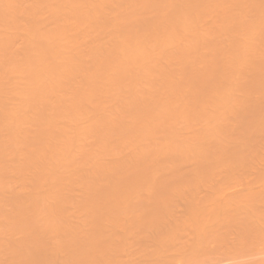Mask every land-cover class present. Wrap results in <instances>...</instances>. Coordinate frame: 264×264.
<instances>
[{
    "label": "bare ground",
    "instance_id": "bare-ground-1",
    "mask_svg": "<svg viewBox=\"0 0 264 264\" xmlns=\"http://www.w3.org/2000/svg\"><path fill=\"white\" fill-rule=\"evenodd\" d=\"M95 1H97V2L95 3ZM95 1H92V0H0V193H1V191L3 192L5 189H7V186L9 185L7 180H10V178L13 180V178H12L13 175L15 176L14 180H15L16 176H17L16 180H18L19 179L18 176H20V178H22L24 180V182H21V184H23V183L26 184L28 181L30 182V180L29 179L25 180L24 179L25 176H23V175L27 172V170H28V172L31 171V169H33V168L36 170V171L32 170L33 173H35V175H33V177L31 176L32 178L29 176L30 173L27 172L29 174L28 176L30 177V179H32V181H31L32 187L30 185V187H31L30 189H32V190H30V192L26 191V189L29 188L28 186H27L28 188H26V189L22 188L21 193L20 194L18 193L19 195L22 194V196H23V193H25V192H26V194L29 193L26 196L24 194L25 197L23 199L20 198L19 195L18 196L15 195V197H14V194L12 193V195L14 197V198L12 197L13 198V200H12L13 204H12V202L6 203L7 200L4 198L2 199L3 196L2 197L0 196V216H1L0 219L2 218V220H0L1 221L0 226L3 225L4 229L8 226L11 228L12 227L21 228L22 225L24 224V226H27V228L38 229V232H39V228H40V230L43 229L44 234H45V230H46L47 235H42V236H45V238H47L46 236H48V234H50L52 232L50 235L54 236L53 237L54 240H52L53 238H51V239L49 238V239L56 242V243L51 242V241L48 242V240H46V241L48 243L51 242L50 246H52V244L54 243L55 244L54 246H56V248L58 246L59 248L56 249L55 247L52 246L53 249L58 252V253L56 252L55 255L53 254V249H51L52 247H50L49 245H46V247H44L43 250L41 249L42 251H44L45 248H47L48 246L50 247L51 250L48 247V249L50 251L48 249H46V250H48L50 252V254L48 253L49 256L53 255L55 257L50 256V258H49L47 256L48 260L49 259L51 260L52 258L56 259V254L58 255V257H60L59 254L62 256V253H60V252H63L64 250H62V249H65V248L66 249L69 248V252H68V250H65V254L67 252H68V254L69 253L71 254V252H72V254L75 255V253L79 249H80V252L83 251L82 255H80L79 251L77 252L78 254H76L75 256L72 254L71 255L66 254L69 257H65L66 255H64V257L62 256L64 258V260L62 259V257H60L62 260L57 257V259H56L57 264H64V263L73 264L71 261H76L75 258L77 259L78 257H79V259L83 257V261L79 260L81 262V264H89V263L95 264L98 261H103V259H104V262L103 263L100 262V264H104L105 262H106L105 264H109L108 263L109 260L108 261L106 260V259L111 258V256L109 257V255H111L113 253L115 255H117L115 253L114 249L118 250V255H121V257L122 256L125 257V255H126V258L128 255L130 256L131 252L137 253V252H135L136 250L138 251L139 249H142L143 246L141 248H139L141 245L140 246H139V244L137 245V242L135 240L138 241L139 240L138 237H141L140 236L141 234H143L142 235L143 239L145 236H147V235H145L144 232H142L143 230L146 232L148 230H152V231L154 230L153 228H155V225L157 224V222H155V221L157 219H159L157 217H155L156 219H154V216L156 215V214H154V213H156L154 211V209L158 208V210H159L160 208L158 206L159 205L161 206V203L156 202V201L159 200L163 203V201H165V200L170 201L169 197L173 198V200H174L175 196L179 195V197H176L177 199H175V200L178 201V198H179L180 202H184L183 203L184 205L181 204L179 201L177 202L180 204V207L178 206L180 208V210L176 209V208H178L177 205H174V207H172V208L170 207L171 209H168L166 207L168 209L169 213L166 210V208H165V210H163L164 209L163 208L162 209L163 211L160 210V211L164 212L163 213L164 216H162L161 218H163V219H165L164 217L167 218V221H165L166 219L164 220V222H165L164 225H167L168 232H166V234L161 233V234H165L166 237H161L162 235L160 236L158 234H157L158 236H155V234H150L151 232L148 231V232H150V233H148L149 236H147L148 239H146V240L144 239L145 242L147 240L150 241L149 243H147V245H149L151 243V238L153 236H154L153 239H155L156 237H157V239L159 238L158 242H155V241H157V239L155 241L152 239V242H153L152 244L154 246L156 245L155 247L152 245L153 248H155V249H152V247L147 246L145 244V242L142 245H145L146 248L150 247L151 250H155V251H150V255H151L150 257L151 258L149 257L148 258L149 260H148L147 257L149 256V253H147V254H145V253H146V251H149L148 249H150V248L146 249L144 247V249L146 251L144 249L141 251H144L145 256L146 255L147 256H146V258H144L143 257L144 254L142 256V252L140 253V251H138L139 254L138 253L133 254V257L136 259V263L138 261H140V259H143L141 261H147L148 260L147 263L150 264L151 263L150 259L152 260L153 258H155V260L154 259L152 260V261H154V263H151V264H157V263L160 264L161 262L163 264L164 259L166 260V262H164V264H170V263L173 264V260L176 261L178 259L176 262H178L179 260L181 261L182 258L180 259L178 257L185 256L187 254L188 258L186 256H185L186 258L184 257L185 260L186 259L189 260V261L188 260L186 261L187 263L185 262L186 264H189V263H191V264H205L206 263L207 264V262H209V264H210V262H212V261H213L212 264H214V262L217 264L218 263L222 264L221 261L222 262L225 261V258L227 260L226 262H229L231 260V258L234 260V258L236 257L234 260V264H235V261H238V259H239L238 257H240V255H242L240 257L241 260L239 259L241 264H244V263L245 264H253V263L257 264L258 259H260V258H258L259 257L258 252H260V256H261L263 254L262 252L264 251V206H262V205H264V203H263L264 202V196L262 195V197H260V195H261L260 192H262V194H264V191H262V190H264V187H263L264 184L261 183V181L264 180V179H262L263 177H261L262 174L264 173V169H263L264 168L263 167L264 166V157H263L264 152L262 151V149L264 150V148H263L264 143L258 141V140H260V138L257 140L258 135L263 133V131H264V130H262V129H264V100L261 97L264 95V57L262 58V56H263L262 51L264 53V50H263V48H264V0H123L122 1L123 3L117 2L116 0H113V1L107 0L106 5L108 6V9L111 12H110V14H109V12L106 13V15L102 13V9L104 7L101 6L105 2L100 1L102 4L99 5L100 4V3L98 4L99 1L98 0H95ZM85 5H87V10L84 9L86 7ZM83 6H85V7L83 8ZM224 6H226V7H224ZM63 7L65 9H62ZM101 7H103V8H101ZM220 7L222 8L223 11L220 10L221 9ZM218 8H219V11L217 13ZM66 9H68V10H66ZM227 9H229V10H227ZM225 10L227 12L232 11V10H234L235 12H237V11L238 12L237 13H235V12L234 13L233 12L227 13V12H225ZM58 12L62 16H63L62 12H66L67 14L64 13L65 15L62 17L58 14ZM215 12L217 15L215 14ZM220 12L223 14L224 18L222 17ZM41 13H43L42 16H41ZM46 13L51 14V15H48ZM225 13H227L226 14L227 17L225 15ZM247 13H250V17ZM209 14L210 15L213 14L212 16H214V17L217 16V18L215 17L216 20L214 17L209 16ZM228 14H231V16L229 15V17H228ZM146 15H148L149 17L150 16H152V17L149 18ZM235 15H237V16H235ZM44 16H45V18L47 17L46 18V20L48 19L47 21L43 20V19H45ZM48 16L52 17V18L50 17L51 20L49 19ZM41 17H43V18H41ZM204 17H205V19L207 17L206 20L210 24L217 26L216 28H217L218 32L215 31V33H214V31H212V30H216L214 28V26H212V25H209V26H212L214 29H212V28L208 29V27H209L208 25H207V27H205L206 25L202 26ZM246 17L248 20H246ZM208 18L209 19L214 18V21L210 22L208 20ZM225 18H228V20H226ZM52 19H53V21H52ZM44 21H45L46 26L43 28L44 24H42V22L44 23ZM214 22L216 24H214ZM49 23L52 24V25L50 24L51 27L49 26ZM206 23L204 22V24H206ZM209 23H207V24H209ZM74 25L75 26H85L88 29V33L91 30L90 28H92L93 30H96L98 32V35H100V37H98V36L96 37V35L94 34L95 39L97 38L98 40L96 39L97 40L96 43L93 42L92 45H88V43H87V45H85L86 47L84 48L83 51H82V48H83L84 44L82 46V42L79 43V41H80L79 40L78 44H81V46H82V48H81L78 45V47L81 49L79 51V49L76 47L77 45H75L74 40H76V42H77V38L79 37V35L81 36V34H79L76 31L77 28L76 29L71 28L72 30H69V27L74 26ZM197 26H198V29H201V30H198ZM199 26H200V28H199ZM109 27H112V28H109ZM201 27H204V29ZM108 28H109V30H108ZM73 29H75L76 33L73 31ZM93 30H92V32H94ZM107 30L110 32L113 30L111 32L112 35H110V38H109L110 32H108ZM209 30H211L214 33V35H211V34H213V33H211V31L207 33V31H209ZM72 31L74 34L69 35L68 33H72ZM106 31L108 33V34H106V36L108 35V38H109L108 40H106L107 37L105 36ZM200 32H201V34H200ZM219 32H223L224 36H225V34L226 35L228 34L227 36L228 37L230 36L231 39L228 40L227 36H226V38H227L226 39V38H224L223 34H220L219 35V38L221 37L220 40L222 39V37L224 38V41L222 39V41H220L222 43L220 44L219 38L217 37ZM101 33L104 34V37L103 36L101 37ZM203 33H204V35L207 34L208 36L207 35L204 36ZM75 34H78V35H75ZM209 35H211V36H209ZM202 36L205 37V39ZM215 36H216V38H215ZM71 37H72V41L74 42L73 47L75 46L74 49H75L76 53L74 51H71L70 49L73 50V48H71V47L68 48L69 43L65 42V41H68V39H71ZM74 37H77V38H74ZM206 37L208 38V40ZM80 38H82V36ZM80 38H78V39H80ZM99 38H101V39L103 38L104 42L101 43V39H99ZM215 39H217V40H215ZM62 40H64V41H62ZM180 40H181V42H180ZM183 40H184V42H183ZM61 41L64 43H62ZM228 41L231 42V45L227 47L226 43H224V42H227L229 45L230 42H228ZM17 42L19 45L17 44ZM83 42H85L84 39H83ZM86 42H85V44H86ZM182 42L185 45L182 44ZM217 42H219V44H217ZM61 43H62V45H61ZM178 43L180 44V46L179 45L176 46ZM63 44H65V46H63ZM222 44L224 45V47L227 48V49L225 48L226 51L223 49L225 51V53H224L225 56H223V58L221 57L223 59L222 60L223 65H222V63L219 64V62H218V60H220V57L218 54V52H220V49H218V48H221V53H222V48H224ZM256 44H258L257 47H259V49H257ZM173 45H175L176 47ZM63 48H65L67 51L65 49L62 50ZM76 48H77V50H76ZM201 48H203V49H201ZM204 48H206L207 50L205 51ZM260 48H261V50H260ZM60 49L62 50L63 55L65 54L64 55L65 58L61 61H58L57 60L58 55L61 52ZM216 50L217 51L219 50V51L217 52ZM257 50L258 51L260 50V51L257 52ZM68 51H70V52H68ZM207 51H208V53L210 52L209 57H206V55H205L207 53ZM65 52H67V54ZM255 53H257L256 54L257 56L259 55L258 53H260L261 55H259L257 58H254V57H256V55H254ZM153 55H155L156 57H153ZM252 55H254V56L252 59H250V57ZM161 56L163 59H161ZM226 56L229 59L227 61V63L225 62ZM156 58H157V60H156ZM158 58H160V59H158ZM173 58L174 59L177 58L176 60L178 62L174 61ZM153 59H155V60H153ZM168 59H169V62L167 61ZM163 60L166 61L168 66H167V64H165V62ZM158 61H160L159 63L161 65L159 63H157ZM162 61H163L164 66L162 64ZM173 61H174V63L175 62L176 63L174 64ZM224 62L226 64V66H224L225 65ZM176 64H177V66H175ZM165 65H166V67H165ZM170 65L171 66L174 65L175 68H171ZM219 65L220 66L222 65L225 67V72H224V67L221 68ZM226 67H228L229 69L226 70L227 69ZM16 71H18V72H16ZM226 71H229V72H227V74H226ZM14 72H16V73H14ZM17 73H19L20 75ZM244 73L246 75H244ZM12 74H14V76ZM21 74L23 77H20ZM152 75L153 76L155 75L156 79H151V78H153ZM12 76H13V79L15 82H13V80L10 78ZM149 76H150L151 81L148 78ZM245 76H247V79H248L246 81L244 80ZM157 77H158V82H156ZM233 77H235V78H233ZM237 77H239L240 79L242 77V79L238 82L237 80H239V78H237ZM18 78H20L19 81H18ZM231 78L235 79L236 81L232 80ZM11 80H12V83H14V84L11 83ZM145 81H147L148 84ZM139 82H140V84H139ZM123 83H125V84H123ZM149 83H151V85ZM156 83L157 84L159 83V84H158V86H156V88H154V86L157 85ZM11 84H12V86H11ZM19 84H22L23 86L20 87L21 85H19ZM137 84L145 87V89H146L145 91H148L147 88H149L151 86L149 88V91H151V92L153 91V92L152 93L151 92H149V93L145 92L144 88H143V90H141L140 88H138L140 86H138ZM152 84L154 86H152ZM13 85H17L18 88H17V86H13ZM124 85H126V87H124ZM128 86H129V89H126V88H128ZM13 87L14 88L16 87V88L14 89ZM15 90H18V91H15ZM116 90H119V91L124 90L125 93H128L127 94L128 98L125 97L126 94L124 96L123 92H122L123 94L120 93V96L123 95L121 97L123 99L121 100V98H118V99H120V102L124 101V103H123V108H124L123 114L124 115L123 116H116L115 114H118V113H116V111H114L115 109L113 107L111 109H109L110 107L104 108L103 104L101 103L102 102L101 100L106 95H108V96L110 95L112 98L119 97V96H117V95H119V92ZM126 90H128V91H126ZM242 90H243V92L246 91L248 94L242 93L241 92ZM14 92H16V93H14ZM183 92L186 94H184ZM237 92H239V93L241 92L242 93L241 95L242 96L245 95V96L242 97V96H239V94L235 96V93L237 94ZM249 92L250 93L252 92L255 95H257L256 93H258L259 96L258 95L255 96L254 94H252V97L248 98V96L251 95ZM12 93H14L15 96H14V94L12 96ZM150 93L153 95H151ZM179 94H180V96H178ZM10 95L13 98L16 97V99L19 100V103H17V106L15 108H14L15 103H14V105L12 104L13 101H11ZM149 95H151V96H149ZM184 95L185 96L188 95L187 98H185ZM188 97L190 98V102H191L190 104H189V100H188L189 98ZM236 97L237 98L239 97V99H237ZM241 97H242V99H241L242 101L240 100ZM256 97L257 98L261 97V101H260V99H258V102H256L257 99L253 100V98L255 99ZM263 98H264V96H263ZM124 99L125 100L127 99V100L125 101ZM183 99H185V100H183ZM180 100H182L183 102L185 101V103H182V105H181L180 102H182V101H180ZM238 100H240V102H242V104H243V106H245L244 108L246 110L242 108L243 106H240L241 108L239 107V105H242V104ZM105 101L108 102L109 99L105 98ZM91 102L93 104L95 103L94 106H93V104L91 105V110H90L91 115L94 116V122L92 125H91V123H88L89 124L88 125L87 121L85 122V117H87V115H85L84 113H86V111H87L86 104H89ZM236 102H238V103H236ZM9 103H11V105H13L11 107L12 109L8 106V105H10ZM176 103L179 104L180 106H178ZM234 103H235V105H234ZM229 104H231V106ZM206 105L207 106L209 105L210 107H213V108H210L208 106V109H207ZM232 105H234V106L238 105V106H236V108H235ZM177 106L180 108L182 107V108L181 109H179V108L175 109ZM189 106H191V107H189ZM214 106L217 109H219L218 110L219 112L215 111L216 108ZM219 106H223V107L226 106L225 107L226 109H224V110H229V115H228L227 111H225V112L223 111V113L225 114L224 115L225 118L223 117V119H222V115H223L222 111L220 113V110H222L223 107H219ZM94 107H95V109H94ZM172 107H174V108H172ZM103 108L107 109V111H108V112H106V110H105V113H106L105 115H104V110H103V113H100L102 111L101 109H103ZM230 108H232V109H230ZM234 108L236 109L235 113H234V110H235ZM239 108H240V110H239ZM247 108H248V110H247ZM162 109H165V110L163 111ZM171 109H173L176 112L172 111ZM210 109L212 110V112L215 111L217 114H222V115H220L221 119L219 118L220 116L219 115L217 116V114L215 112H213L214 113L213 114L211 111H209L211 113L210 114L208 112V110H210ZM98 111H99V114L97 116L99 118H97V116L94 115L95 114L94 112H96V114H97ZM110 111H112V112H110ZM161 111H163V112L160 113ZM206 111H207V113H206ZM230 112H231V114H230ZM232 112L235 115H236V112H238L237 115L239 114V120H238V121H240L239 124H238V121H235V120H237V118L234 119L235 117H238V116H234L233 120H231L233 117V116H231ZM188 113H189V115H188ZM208 113L210 116L211 115L212 116L209 118L206 117L207 121H205L204 117L207 116ZM174 114L175 115L178 114L176 116L177 118L175 117ZM192 114H193V117H190ZM226 114L228 115V117L231 118L229 121H228V119H226L227 118ZM161 115H162V117L165 118L164 121L165 120H167V121H165V122L162 121L163 118L159 117ZM168 115H171V116H169V121H168V117H167ZM179 117L181 120L183 118V120L181 121L179 119ZM184 117H186V118H184ZM73 118H75V119H73ZM156 118H157V120L161 119L160 120L161 122L158 121V123H157V121H154ZM175 118L178 119L179 122H178V120L175 121ZM187 118H188V120H187ZM192 118H197L199 120L201 118L202 119L198 122L197 119L194 120ZM64 119H70L71 120L70 122H72L73 124L75 123V124L71 125L72 123H69V120L67 121ZM218 119L221 120V122H218L219 121ZM77 120H79V121H77ZM80 120H83L82 122L84 123V125L78 126V124L80 123ZM170 120L172 121V123H171V126L173 125L172 128L170 125L168 126V124L171 122ZM209 120H211V121H209ZM223 120H225V122ZM56 121L58 122V124L61 121H62V123L57 125ZM66 121L68 122V124L73 126L75 129L72 130L73 127H71L68 124L66 125V123H67ZM183 121L185 123L182 124ZM193 121H195L196 124L198 122V124L200 126H204V124H206V122H207V125H205L206 127L209 125L208 123L210 122L209 126H212L211 128H213V129L209 128V126L207 127L208 130L205 126H204V128L200 127V126L196 127V124H193L194 123ZM201 121H203V122H201ZM216 121L218 123V127H216V125H215ZM230 121L233 123H229ZM27 122H31L28 124L33 125L32 127H35L34 125H36V127L38 126L37 128H35V130H37V129L38 130L37 131L34 130V133H32L33 132L32 129L30 130V131H32L31 133L33 135L30 134L28 132V130H21L23 128V126L25 124H27ZM77 122H79V123H77ZM167 122H169V123H167ZM200 122L202 125L200 124ZM211 122L215 126L213 124L211 125ZM63 123L65 124L63 127H66V128L62 127L61 124H63ZM159 123L161 124V126H159L160 125ZM174 123H176V124H174ZM225 123H226V127L223 126V124L225 125ZM21 124H23V126ZM51 124H52V127L54 124L55 128H57V127H59V128L50 129ZM85 124H86V126H85ZM177 124H178V126H177ZM179 124H181L182 126H180ZM188 124H189V126H188ZM227 124H232V125L237 124L236 126H234L236 129L234 128L235 130L233 129V131H232L231 129H229L232 126L227 127ZM55 125H57V126H55ZM174 125H176V126H174ZM183 125L185 128L183 127ZM69 126L71 127V129ZM158 126H159V128H156ZM179 126H180V128H179ZM190 126H192V127L190 128ZM221 126H222V128H221ZM79 127H82V128L80 129ZM160 127H162V128H160ZM163 127L165 130H167V131H162L164 133L165 132L167 133L169 130L172 131V129L174 130L175 133H173V131L170 132V133H172V137H171L170 133H168V134L165 133V135H164L165 137H163L164 133L163 134H162V132L160 134L158 133L161 131V129H163ZM168 127H170L169 130L167 129ZM174 127H175V129H174ZM85 128H86V130H85ZM153 128H155V130L160 129V131L155 132V130ZM181 128H182V130H181ZM192 128L193 129L195 128V129L193 130ZM197 128L199 130L198 131L199 134L197 133ZM237 128H239V130ZM67 129H69V130H67ZM202 129H203V133H201ZM52 130H54V131L57 130V131L53 133V132H51ZM75 130H80V131H75ZM178 130H181V131L179 132ZM190 130H192L191 133H190ZM227 130H228V132L226 133L225 131H227ZM237 130L239 131V133ZM82 131H84V132H82ZM231 131L233 133H234V131L237 132V134L236 133H234V134H236V136L240 139V141L235 136L236 139H234V142L231 143L232 139H230V143L232 145L229 144V145H231V147H228L229 146L227 144V141L229 142L228 138L226 137L227 138V140H226L225 137H222V136H224V132H225L226 136L229 135L228 137H231L230 135L233 136L234 134ZM154 132L158 133L160 136L162 135L161 138H160V136L156 135L159 137V138L158 137H156V138H158L160 140V141H158V143L159 142L164 143V147H163V144L161 145L160 143L159 144L161 145V147L158 143H157V146H158L157 148L154 147V148L149 149L148 147L147 148L145 147V145L147 144L146 146H148L149 145L148 142L150 143V141H152V140L157 142L158 139L157 140L153 139V138H155V135H153ZM187 132H188L189 136L185 135V134H187ZM193 132H194V134H193ZM82 133H83V135H85L86 138L82 135ZM114 133L115 134L117 133V135H115V136H118V138H116L113 135ZM151 133L153 136L149 135ZM181 133H184L183 136L181 135ZM219 133H223V135L219 136L218 135ZM68 134H71V135H68ZM75 134L81 135V136H79L80 138L77 136V138H78L77 139L75 137ZM147 134L150 136V138ZM169 134H170V137H169ZM173 134H175V136H177V137L174 136L175 137L174 140H172ZM192 134L195 136H192ZM263 134H261V135H263ZM86 135L87 136L89 135L88 136L89 139H87L88 137ZM146 135H147V137H145ZM197 135H200L201 137H199V136L196 137ZM261 135H259V136L263 137ZM63 136H64V138H63ZM72 136L75 137L76 140H74L75 138H73ZM137 136L142 137V138L141 137L137 138L142 143L146 142L144 147L147 149V151L145 148L141 149L140 146L137 147V146L132 145V147H131V145H130L131 143H129V142L133 138H136ZM151 136H152V138H151ZM215 136L216 137L218 136V137L215 138ZM81 137L84 139L82 140ZM90 137H93V138H91V139H93L92 141H94L96 138H98V140H99V141H95V143H94L95 146H93V144H91L93 146V147H91L93 149L92 152L90 150L91 148L88 149L90 144L89 143H88V145L86 144L88 142V140L91 143ZM187 137H189V138H187ZM213 137H214V139H213ZM220 137H222V140ZM68 138L69 139L71 138L72 141H71V139L69 140ZM114 138H116V141H115L116 144L113 142ZM147 138L149 139V141H147L148 140ZM177 138H178V141H177ZM180 138H182V139H180ZM198 138H200L201 140L200 139L198 140ZM232 138H234V137H232ZM58 139H60V140H58ZM63 139H65V140H63ZM110 139H112V140L110 141ZM143 139L146 141H144ZM161 139L163 140V142H161ZM183 139H184V141L185 140L187 141L188 139H190V143H192V141H193L192 139H195V140L197 139L196 141L194 140L195 142L193 141V144H192L193 146L196 145L195 143H197V145L202 146V143H203L204 145L206 144L205 145L206 147L202 146V148H201V146L196 145L197 147L195 146V147H193L195 149H193L192 145H190V146L188 145L189 140L184 143V141H182ZM251 139H253L255 142L258 141L257 142L258 148H259L260 144L262 143L261 144L262 145L261 151L263 153L261 151H258V150L256 151V149H258L256 147V143L253 144L254 142L252 143ZM57 140L59 142H62V143H59ZM73 140H74V142L75 141L76 142L74 143ZM84 140H86V142H84ZM127 140H128L129 145L126 143H123L125 141L127 142ZM166 140L167 141L170 140L168 143L169 146L166 145L167 144ZM235 140L237 143H240V144H236ZM248 140H251V141H248ZM104 141L107 142V144H105ZM156 142H151V143H156ZM172 142H174V143L180 142V144L175 143V144H177V146H176L174 143L172 145L171 144ZM246 142H248V143L250 142L251 146H250V144H248ZM98 143L100 144V146ZM121 143H123V144H121ZM242 143L244 144V146H242ZM70 144L73 148H70L71 147V146H69ZM73 144H74V146H73ZM76 144L77 145L79 144V146L81 147V149L83 151L82 154L87 152V149L91 152V154H90V152L85 153L84 157H86V158H84L83 155L80 154L81 153V149L79 150L80 147H78ZM84 144H86V146ZM111 144H115L114 145L115 147H116V145H118V147L120 146L119 147L120 149L123 145H126V147L129 146V147H128V150H125L126 152H124V153L120 152L121 153L120 154L119 153L120 149L116 150V148H118V147L113 148V145H112V147H109L110 151H115L112 153V152L108 151L109 149H107V146L108 145L110 146ZM170 144H171V146H170ZM185 144L188 146H186ZM96 145H98L97 148L99 147L101 149V150L100 149L97 150L98 153L96 151V149H97ZM207 145L209 146V151H211V152H209L211 154V156H212V154L214 156L216 154H220V155H222L223 158H225L223 160H225L227 162H225V161H221V162L217 161L219 163L215 162V160L217 159L216 156H218V158H219L218 160H222V157L220 158V155H216L215 157L213 156V158H216V159H213L210 155H208L210 158L206 156L209 153H207L205 151L203 153H201L203 151V147L205 148L204 150H206V148L208 147ZM218 145H220V146H218ZM67 146H68V148H70L69 150H65V148L68 149ZM83 146H85L86 148ZM165 146H166V148H165ZM225 146L227 148L221 149V147H225ZM253 146L256 148H253ZM134 147H136L137 150H134L135 149ZM187 147L190 150L192 149L193 152H191V153L188 152L190 150ZM130 148H131V151L129 150ZM162 148H163V150H162ZM210 148H211V150H210ZM94 149L96 152L94 151ZM102 149H103V151H102ZM123 149L124 148L121 149L122 152H123ZM138 149L143 151V152H141V151L138 152L141 155L140 154L138 155L137 152L134 154V152L138 151ZM170 149H172L173 151ZM197 149L199 151H200V149H202V150L199 153V151H197ZM223 149H226V150L223 151ZM76 150H77V152H76ZM160 150L163 152H161ZM164 150H166V152ZM66 151H68V154ZM69 151L74 152V153H70ZM100 151L106 153V155L109 154L110 156H112L113 154L119 153L118 156L121 159L120 158L117 159V157L115 155L112 157L108 156L109 158L114 157V160L112 162V160L110 161L109 158L104 154V156H106V159H104V160H106V162H107V159H108V162L109 161L112 162L113 165H111L112 163H110V165H111L110 166L109 164L106 163L107 165L104 164V166H103L99 162V160H98L99 158L96 159L97 157H100L99 155L103 156V154H99V153H102ZM194 151L199 153L200 155H202L203 158H201L202 159V162L200 161L201 163L199 162V159L201 156L199 154L197 155V153H195L196 155L192 154V153H194ZM206 151H208V149ZM128 152L132 153V154L129 155ZM167 152L169 153V155ZM171 152H172V154H171ZM255 152L257 153V155L255 154ZM260 152H261V154H263L262 156L261 155L259 156ZM75 153L77 156L81 155L82 159L79 156H78L79 158H77ZM125 153H128V154L125 156ZM66 154L69 156H67ZM71 154H72V156H70ZM94 154H95V157L93 156ZM122 155H124V156H122ZM156 155H157V157H155ZM170 155H172L171 157L173 159L169 157ZM191 155H192V158H191ZM193 155H194V159L197 156L198 157L200 156L199 159L197 157V162H198V164L200 163V165L196 164V162L193 161L194 160ZM251 155L253 156V158ZM91 156H93L92 158L95 160L91 159L90 158ZM102 156H101V158H103ZM161 156L166 158L167 161H166V159L162 158ZM254 156H256V159L254 158ZM123 157H124V159H123ZM127 157H129V158H127ZM249 157L252 158L251 161H250ZM64 158H66V159L63 160ZM156 158L161 159L160 161L158 160L160 162L158 165H157L158 161H156L157 160ZM205 158L206 159L208 158L211 160L213 159V161L210 160L212 165H210L211 163L209 162V160H207L209 162V164H208V162L204 161ZM259 158L261 160H263V161H261L263 163H260ZM78 159H79V161H78ZM80 159H81V161L82 160L84 161V162L82 161L83 164L80 161ZM189 159H191L190 162L191 161L194 162L193 167L190 168V170L193 168L198 169V167H195L194 164H196V166L197 165L200 166L201 168H202L201 165L203 163L207 164V165L204 164V169L203 168L201 169L199 167V169H201L198 171L200 175L198 173L197 174L192 173V172L196 171L197 169L193 170L192 172L188 171L189 174L191 172L192 175L191 174L188 175V172L186 171L187 174H185L184 177H186V175H187L189 178H183L182 175L180 174V177H182V181L183 182L188 181L190 183L189 185H187L188 184L187 182L185 184L184 183H182V184L178 183L180 180L176 179V177L173 180L174 184L178 180L177 186H178V184L183 186V187H181L179 185L178 188L176 186V188L179 191L175 188L174 185L173 186L168 185L170 187H168L166 185V187L168 188V191H167V188L164 187L165 185L162 181L161 182L163 183L164 186L162 184H161L162 186L160 184H158V185H155V183L152 184L153 186L155 185L157 188L160 185V187H163L162 188L163 191L165 188L167 192H169L171 190V188L173 189L172 191H170V194L167 192L165 193L167 195L169 194V196L166 197V199L163 201L160 200L162 198H165V197L161 196L162 193L160 195L162 198L161 197H159L160 199L157 198L158 197L157 193L161 192V189L160 190L155 189L156 188L155 186H154L155 188L151 187V186L149 188H147L149 186V184L147 186L146 182L149 183V180H150L149 176H151V180L153 179L152 181L157 180L158 183H161V182H159L160 181L159 173L163 170H167V169H171V168L174 169L175 168L174 163H175V165L178 164V167L176 166L177 168L174 171H176L177 177L179 178L178 172L180 170L178 168L182 167L184 160L185 161L187 160V162L189 163ZM257 159L259 161H257ZM62 160H63V162L66 163V165H67L66 169L68 171L67 170L64 171L65 170L64 167L59 165V163ZM69 160H71L70 161L71 163H74L73 160H75L76 165H78L81 162L80 164H82V165L79 164L78 166L75 167L74 166L75 163L71 164L70 162H68ZM88 160H89V162H88ZM104 160H102V161L105 162ZM118 160H120V161H118ZM162 160H164V163ZM171 160L174 161V162H172L173 164L171 162H169ZM253 160L256 162H254ZM90 161H94V163L90 162ZM96 161H98V163H100V164H98V165H97V163L95 164ZM100 161H101V159H100ZM161 161H162V163H161ZM67 162H68V164H67ZM114 162H115V164H114ZM187 162H184V163H186V165H187ZM213 162H215L216 166H218V164H220L219 166L221 169L224 167L225 168L227 167L226 168L227 171L225 168L224 169H225L226 174H227L226 176H229V177L228 178L226 176L224 177L225 174L222 175V173H221V175L224 178L223 177L221 178V175H219V177L222 179L223 183L220 181L221 179L219 178L220 179V180H218L219 183H217L218 181L215 182V183L219 184L218 186H216L217 188L214 187L215 185L212 187L210 186V188L213 190V192H212V190L209 188V185H204L205 182H207L205 180H208V178H211L212 177L211 174L214 173L217 170V168L221 172H223V170H224V169H222V170L219 169V167L216 168V166L214 165ZM222 162H224V163H222ZM232 162L234 164H232ZM88 163H89V166H88ZM221 163H222V166H224V164L226 166L221 167ZM257 163L260 164L259 165L260 167L263 164V166H262L263 168L261 167L263 169V170H261V173H260L261 168L258 166ZM155 164L157 165V167L161 166L160 168H158L160 170H161V168H163V165H164V168L161 171L157 170ZM167 164L173 165V166L172 167L166 166ZM68 165H69V167H68ZM70 165H72V166H70ZM108 165H109V167H108ZM179 165H181V166L179 167ZM184 165H183V167L186 168V166H184ZM189 165H190V163H189ZM205 165H206V169H205ZM209 165L211 167H209ZM213 165H214V167H213ZM250 165H253L252 168ZM57 166H60V168L58 167L59 169L58 168L55 169V167H57ZM84 166H85V168H84ZM153 166H155L154 170H152ZM233 166H234V169H233ZM238 166H241V167H238ZM78 167H79V169H78ZM212 167L215 170L212 169L210 172V169ZM230 167H232L231 170H230ZM13 168H14V170H13L14 172L16 169V175H15V173L13 175L11 173L12 177H8V179H7V177H6L7 170H10V169L12 170ZM69 168H70V170H69ZM75 168H77L78 170ZM81 168L84 170L86 169L85 171L83 170L85 173L82 172ZM155 168L157 170L156 172H155ZM165 168H167V169H165ZM207 168H208V170H207ZM60 169L62 171H60ZM129 169L131 171H129ZM187 169L188 168L184 169V171ZM235 169H239V171H237V172L238 173L240 172V174H241L240 179L243 178L244 179V180L242 179L243 181L238 178L240 180V182H239L237 177L240 174H236ZM242 169L246 170L245 172H247V169H248L249 170L248 172L250 174H252V172H253V174L251 176L256 175L255 173L259 172L260 174H258V175L261 178V180H259L260 178H258V175H256L257 179H255L256 177H251L249 181L251 182V179L253 181V178H254L255 182H253V183L260 182V184H263V186H261L262 188L260 187V189H259L257 187V186H260L259 183L258 184L256 183L255 184L256 186H254V184L252 182L249 183L247 181L249 179V177L246 178L247 179L246 181L248 183H245L246 181H245L244 177H247L248 175H246V173H244V172L241 173L240 170H242ZM56 170H59V171H56ZM88 170H89V172H88ZM124 170H126V173H129V172H131V173L129 175L125 176L126 173H124ZM202 170H204V171L206 170L207 172H210V173H207V174H209L208 177L203 176V174L206 175L205 174L206 171L204 172ZM218 170H217V172H219ZM228 170H229V173H228ZM254 170H257V172H254ZM72 171L74 172V174ZM127 171H129V172H127ZM152 171H153V174H152ZM170 171H169V173L171 174L172 171L171 172ZM174 171H173V173H174ZM200 171L203 172V174L200 173ZM231 171L234 172V173L232 172V176L230 174ZM10 172H12V171H10ZM57 172H61L62 175H60L61 173H57ZM66 172H67V175H66ZM121 172H123L125 174L124 175L122 173L125 177L122 176ZM147 172H150L151 174H149ZM165 172L168 173V170ZM157 173H158V175H157ZM167 173H163V174L167 175ZM173 173L171 174L172 177L175 176V175H173ZM243 173L245 175H243ZM9 174L7 173V176ZM63 174H65V175H63ZM146 174L147 175L149 174L148 179L146 178ZM182 174H183V172H182ZM214 174H212V175L215 177L218 175V173H216L215 175ZM196 175L201 176L200 178H202V179L199 180V178H198L199 176H196ZM242 175L244 177H242ZM156 176H158V178H156ZM160 176H162V174H160ZM171 176H170V178L173 179ZM190 176L191 177L194 176L193 180ZM230 176H231V178L233 177V179H230ZM78 177H79V179H78ZM153 177L155 178V180ZM195 177L197 179H195ZM203 177H205L206 179H204ZM234 178H235V180H234ZM158 179H159V181H158ZM194 179H195V181L197 180L196 181L197 183H198V181H199V183L201 182L200 185L202 188L200 187L199 183L197 184L194 181ZM215 179L217 180V178H215ZM223 179H225V181ZM227 179L228 180L230 179V181H226ZM12 180H10L11 183L14 182V180L13 181ZM162 180H163V178H162ZM25 181H27V182H25ZM173 181H171V182L173 183ZM192 181H193V183H191ZM235 181H238L239 183L237 184V182H235ZM17 182L20 183L19 180ZM229 182L232 184L233 187L230 186ZM11 183L9 186H12ZM74 183L77 184L78 187L80 186L78 184L83 183L82 185L84 187H82L83 189L82 188L81 189L83 192L84 188H85V191H86L85 198H83L82 192H81L82 197L79 196V198H81L80 200L78 198L77 199L75 198L76 195H72L74 193V190H75V184ZM100 183H103V184H100ZM166 183H169V182H166ZM227 183H228V186H227ZM15 184L18 185L17 183H15ZM21 184H20V186H23ZM43 184L46 186V188L42 187L41 189H44L45 191L39 189L41 186H43ZM140 184H142V185L144 184L143 186L141 185L142 188L140 187ZM183 184L186 185L187 187H191L192 192H191V190H189V192L186 191L189 188L184 187ZM202 184H203V186H202ZM223 184H224V186L222 187ZM233 184L235 185V187ZM236 184L238 185L237 187H236ZM241 184L243 187L241 186ZM249 184H251V186ZM72 185H73V187H72L73 191L71 190ZM195 185H196V187H195ZM245 185H248V186H245ZM20 186H17V187L20 189ZM132 186H133V190H135L134 186L135 187L138 186L137 187L138 194H136L137 196L142 194V193L140 194L141 191L140 192L138 191L139 187L141 188L140 190L147 188L144 190L145 193L142 190L143 196H144V194H145L144 197H147L148 195H150L151 198H152L153 194L149 193L148 195H146L147 194L146 190H148L150 188L155 189V191L152 189L153 191L150 190L149 192H151V191H152V193L156 192V195H155V193H154V195H155L156 199H158V200H156V201L155 200H148L151 198L147 197L148 198L147 201H151L152 204L154 203L153 201H155V203H159V204H157L158 205L157 207L155 205V208L154 209L152 208L154 213H152V210L150 211L151 213H149V214L147 213L151 209L149 206H151L152 204L151 205L149 204V206H146V207H148V211H146L147 214L144 211V209L146 207L142 208L143 209L142 212H144V214H146V215H144L145 218L144 217L143 218L146 219L147 222H145L142 219V217L140 218V217L136 216L137 212L139 211L140 208H138V207L136 208V206H133L134 204H132L131 206L127 204L128 201L129 202L132 201V198H134V199L131 203H133L136 200H139V198H141L140 196L137 197L135 195V193H137L136 190H135V193L134 192L132 193V191H133V190H131ZM192 186L194 188H192ZM206 186H208V187H206ZM249 186L251 189L247 188ZM252 186H253V189H255L254 191H252L253 190ZM130 187H131V189H129ZM180 187L182 190L179 189ZM199 187H200V189H199ZM224 187H225V189H224ZM228 187H230L231 189L232 188L238 189V188L246 187L247 189H249L248 191L252 193V195L249 193L250 194L249 197L251 199L249 197L248 198L250 200L248 198L246 199L248 201L243 199V197L245 198L247 196L246 194L248 193V191H246L247 189L244 188V189H246V190L243 189V192L245 191L243 193L244 195L240 193V192H242V190L239 192V194H241V196H243L242 200L238 199L241 196H237V194H235V192H234V193H232V195L233 194H235V195H233L232 197H233V199L235 198L236 202H235V200L230 199L231 196L229 198H228V196H226L227 197L226 200H228V199H230V200L225 202L223 199L226 198L224 195L226 190L229 191L228 189H230ZM256 187L260 191L259 194L257 192L258 189ZM2 188H4V190H2ZM14 188H15V185L13 186L12 189L14 190ZM18 188H16V190ZM174 188L179 193H182V195L177 194L178 192H176V190ZM183 188H184V191L186 193L185 192L183 193ZM205 188H208L206 190L210 189L209 191L211 193H216V194L212 195L209 191H204ZM214 188L217 190H215ZM12 189H11V192L13 191ZM66 189H69V190H66ZM196 189L198 192L203 191V192H207V193L209 192L210 194L206 193L205 195L202 196L203 192L202 193L200 192L201 195L200 194L198 195V193L197 194L195 193ZM201 189H204V190H201ZM234 189H232V191ZM16 190H14V191H16ZM157 190L159 192H157ZM223 190H225V191H223ZM8 191H10L9 188H8ZM62 191H63V193H62ZM69 191L70 192L72 191V192L70 193ZM76 191L78 194V190H76ZM216 191H218V192H216ZM219 191L222 194L224 193L222 195V196H224L223 198H222V196L221 197L219 196V194H221V193H219ZM237 191H236V193H237ZM6 192H7V190H6ZM18 192H19V190H18ZM67 192H68V194H66ZM172 192H175V194L173 193L174 196L171 195ZM190 192L192 193L191 196H190ZM8 193L9 192H7V195H8ZM187 193H189V194H187ZM194 193L196 195H193ZM4 194H6V193H4ZM4 194H0V195H4ZM217 194H218V196H217ZM130 195H133V197L131 196V198H130ZM184 195L190 197V201L187 200L188 201L187 202L185 200L187 198ZM197 195L199 198L197 197ZM209 195H212L210 197L214 200H212L209 197ZM214 195L217 197H215ZM226 195H228V192ZM70 196H72L71 198L74 197V199H71ZM183 196L185 199L183 198ZM205 196H207V197L205 198ZM251 196H255L253 198H254V200L255 199L256 200L253 201ZM9 197H8V199H9ZM128 197L130 198L131 201L129 200ZM200 197L203 198V200H205V199L209 200L208 201L209 204H207L208 206L206 205V203H208L207 200H205V202L200 201V200H202V199H200ZM219 197L225 202L223 204V206L220 205V203L222 204V200L220 199L221 200V202H220L218 199ZM236 197H238V198H236ZM127 198H128V200H127ZM167 198H169V199H167ZM48 199H49V201H48ZM82 199H84L85 201L87 199V201L89 203L86 206L87 209H85L86 210L85 212H83L84 209L81 210V208H80V212H81L80 214L81 215L78 216L77 221L78 220L80 221L79 217L80 218L84 217L87 214L88 210H89V212L91 211V212L98 213L101 215L104 214L105 212H109L110 213L108 215L109 220H110L111 214L112 215L114 214L113 216H115L117 214L115 217L112 216L113 218H115L114 220H118V217L120 218L121 214H122V216H124L125 214H126L125 216L128 215V219L125 218V219H127V221L129 220V218L131 216V217H133L130 219L131 224L133 223L132 220L135 223L136 220H137L136 222H138V220L140 221V219H141L144 221L143 222L144 225L140 224L141 221L139 223H135V224L137 227H140L141 225H143L142 227L145 229L142 230V228H141L140 229L141 232H139V229H138V232H139L138 233V232H136L137 231L136 230L137 227H136L135 228L136 233H134V231H132V233H131V230L130 231H128V230L132 227V225L134 223L131 225L130 223H128L129 222L128 221L127 226L131 225L128 229V227L125 226L127 224L125 220H124L125 224H123L124 222L122 220L123 219V217H122L121 218L122 221L119 219L121 221V223L123 224L121 227H123V226L125 228L127 227L126 229L122 228V229H124V230H122V235H124L123 232L126 230L128 231V233L131 234V235L127 234V231H126V233L124 235L125 239L122 238L123 236L120 237L121 234L119 235V237H120L119 239H121V241H122V239H123V241L125 240V242L123 243V242H120V240H118L117 237H116L117 240H114L113 234H107V235L101 236V235H103L102 233H104V231L107 230V227H106V230L103 231V229L105 227V223H106L105 221H108L107 219L104 220L103 218L105 216H106L105 218H107V213L105 215H102V216H104L103 218H102V216H98V214H96V215H94L95 217L94 216H92V217L94 219L96 217L97 218L101 217V218H98L99 223L102 222L100 224L99 229L101 228L102 230H100V231H103L100 233L98 228H96V225H95L94 229L98 230L97 232L100 233V234H98V238H100V240H102L101 237L107 236V239H109L108 240L109 242H110V239L112 238L114 242H118L119 244L120 243L122 244V247L119 246L120 249H122V248H125V249H123V250L117 249L118 243H114V244H116L115 246H117V248H115L113 246H107L110 243L108 241L104 240V239H106V237H105V238H103L104 241L100 242V243H102V244L106 243L107 245L106 246L102 245V244L101 245L99 244V245H100V248H101V246H102V248L104 247L103 250L106 247L107 248L110 247V249H108V250L106 249L107 252L105 254H103V252H105V250L102 252V256L105 255L108 257H106V258H104L105 256L101 257V254H100L101 252H100V250H98L100 248H98L99 246L97 245L98 241L97 242H96V240L92 241L94 239H92V240L90 239V242L91 241H92L91 243L96 242L97 244L93 243L94 245H90L91 247L89 246V244H90L89 239H87L85 241L82 240V242L84 244L82 242H80L81 240H79V241L77 240L78 243L80 242L81 244H77V247H76L77 250L75 252L74 251L75 250L74 244H76V243L73 244L72 242H69V239L72 236V234H76V232H74V233H72V232L75 231V229L77 228V227H75V226H77V224H75L77 222L74 223V225H75L74 230H72L73 226H72V229L70 230L71 225H68L69 222H66L65 220L69 221V219L71 218L70 217L71 214L72 213L75 214L76 212H78V211L72 212V209L70 208V207L73 208L75 206L74 207V209H75L77 207L74 204V202L77 204V202L79 201L77 204L78 206L80 205L79 207H84V205L87 204V202H86V204L83 203ZM124 199H126V202H124L125 201ZM143 200L146 201L145 199H143ZM173 200H171L173 202V204L174 203L177 204L176 202H174L175 200L174 201ZM182 200H185V201H182ZM210 200H212V202H210ZM9 201H10V199H9ZM144 201L141 203L144 204ZM169 201H167L168 206H170V203H171V202L168 203ZM237 201L239 202L238 206L241 203H243V205L246 204V205H244L243 208L250 210L249 212L252 214L246 212L247 210L245 211L242 207H240L239 209L236 208L238 206L234 207V205L237 204ZM72 202H73L74 206L72 205ZM122 202H123V204H121ZM139 202H137V203H139ZM151 202H149V203H151ZM186 202L187 203L190 202V203L187 204ZM217 202H219L220 206L214 205ZM249 202H250V204H249ZM255 202L258 204L260 203V204L256 205ZM4 203L6 204V207H5ZM10 203L12 204V206L11 205L8 206L10 208V210L8 209L7 210L8 212H7L6 211L7 204H10ZM81 203L83 204V206L81 205ZM211 203L214 206L211 205ZM67 204H69V206ZM124 204H126V205H124ZM143 204H141V205H143ZM165 204H162L161 207H165ZM173 204L171 203V206H173ZM247 204H248V206H247ZM217 206H219V207L217 208ZM231 206H233V207L230 208ZM260 206H261V208H260ZM3 207H5L4 208L5 210L3 209ZM66 207H68V209ZM127 207L129 208V210H127ZM134 207L136 208V210ZM181 207H183V208L181 209ZM213 207H215V209ZM227 207H229V208H227ZM248 207H249V209H248ZM175 209L178 211H176ZM67 210H68V213H67ZM69 210L72 212L70 214V216H69V212H70ZM77 210H79V208ZM158 210H157V212H158ZM102 211L103 212L105 211V212L103 213ZM124 211H126V212H124ZM131 211L132 212L134 211L136 213H132ZM160 211L158 212L159 214L161 213ZM174 211H176L178 213V215L176 214L174 216H171L174 214ZM241 211L243 213H245V215H247V216L244 217V214L242 215ZM111 212H113V213H111ZM114 212L115 213L118 212V213L115 214ZM142 212H139V213L141 214ZM55 213H56V215L53 218L51 215H54ZM62 213H67L68 218H67V214H62ZM82 213H84L85 215L82 216ZM78 214H79V212H78ZM230 214L232 215V217H230L231 216ZM5 215L10 216V218L7 217V219H9V221L5 218L7 221L5 222V219H4V222H3V217H6ZM57 215H59V216L62 215L61 218H63V219L57 217ZM132 215H134V216H132ZM168 215H169V217H168ZM239 215L243 216V218L240 216L241 221H240V218L238 217ZM26 216H29V218H25ZM44 216L49 217V218H46V220L48 219L47 222H45L46 220H45ZM86 216H88V218H89V214ZM86 216H85L84 220L86 219L85 222L88 224L87 221H89V219L86 218ZM135 216L137 218H135ZM74 217L75 216L72 215V218H74ZM158 217H160V216H158ZM171 217H172V219H170ZM56 218L64 220L65 222L59 220V222H61V223H59ZM113 218H111L112 223H110L111 221H109L110 229H112V231L116 230V228L119 225H121V223L120 224L116 223L119 220L115 222L112 220ZM100 219H102V220L100 221ZM147 219L148 220L151 219V221L153 219V222L149 223ZM242 219L243 220L246 219V220L242 221ZM39 220L41 221L40 223H39ZM75 220H76L75 218H74V220L72 219L71 223ZM81 220L83 221V223L80 221V222H78V224L82 223V224H80V225H82V228L79 227L82 230L79 231V229L77 228L78 231L80 232V233H78V232L77 233L80 234L81 236H79L78 234L74 235V236H76V238L73 237L72 241L74 239H78L79 237H81V239L82 238L84 239V237L87 234V231L89 230V229L88 230L85 229L84 227L89 226V228H90V226H92V224H93L92 227H94V224H96V223H97V226H99L98 221H96L95 223H91V225L88 224V225L83 227V225H85L86 223L84 222L83 218H81ZM90 220H92V219L90 218ZM95 220H97V219H95ZM190 220H191L192 224L195 222L194 224H196V225H193L194 228L197 227V224L200 227L199 228L197 227L196 228L197 230L193 229V228H192L193 229L192 230L191 228H189L190 227L189 226ZM49 221H51V222L49 223ZM92 221H94V220H92ZM103 221H104V223H103ZM158 221L163 222L162 219L158 220ZM89 222H91V221H89ZM113 222L115 223V225H118V226L116 227L113 224ZM161 222L159 225H161ZM243 222H245V223H243ZM2 223H4L5 226ZM7 223H9V225H7ZM47 223L50 224V226H48ZM238 223L243 224V226H241L240 229H239L240 226ZM46 224H47V226H46ZM66 224L68 227H70L69 229H67L68 227L67 228L65 227ZM103 224H104V226L102 228ZM109 224H107V225H109ZM205 224H206V226H205ZM231 224H234V225H231ZM35 225H37L38 228H36L37 226H35ZM62 225H64V226H62ZM153 225H154V227H153ZM157 225H156V228L154 231L155 233H159L158 231L156 232V229L159 230L161 228V227L159 228V226H157ZM203 225H204V228L202 227ZM237 225H238V227H236ZM244 225H246V226L244 227ZM54 226H55V228H54ZM111 226H113V227H111ZM186 226L193 231L191 233L193 236L189 233V232H191V230L187 229ZM48 227H49V229L53 227L52 229H50L51 232L48 229ZM63 227H64V229L66 228L69 231V234L72 233L70 235L68 234L69 238H67L66 236L65 237L63 236L65 231L67 233V230L61 231V230H63ZM114 227H115V229H114ZM133 227H134V225H133ZM150 227H152V229ZM167 227H164V228L167 229ZM206 227L208 228V230ZM214 227L215 228L219 227L218 228L219 230L218 229L216 230ZM3 228H1V230ZM11 228H7L8 230L7 229L6 230L9 231ZM23 228H25V227H23ZM44 228H45V230H44ZM120 228H117V232H120V230H121ZM164 228H162V229L164 230ZM185 228L188 230V232ZM200 228L203 230L206 228V231L203 232V230H201ZM223 228H224V231H221ZM232 228H234V230ZM236 228L239 230L238 233H237V231H235V230H237ZM242 228L248 229V231L246 229H244L248 233L246 237H244L245 236L244 233L246 231L241 230ZM26 229H24L25 232L22 230L24 235H26L25 234ZM47 229H48L49 233H47L48 232ZM59 229H61V230H59ZM108 229H109V226H108ZM118 229H120V230H118ZM133 229L134 228H132V230ZM166 229L164 231H167ZM175 229H178L179 231L181 230V232L185 231V234L189 233V236H186L185 234H184L185 235L184 236L183 233L179 234V232L175 236V234L177 233L176 231H174ZM198 229L202 232V234L200 231H198ZM231 229H232V231H235L234 232L235 235H233V233H231ZM1 230H0V233H1L0 237L2 236V238H1L0 242L4 241V239H5L4 233L7 232V231L5 232L3 230L4 231V233H3V231L1 232ZM54 230H59V234H60V231L64 232V233H61L62 234L61 237H59V235L55 236V235H57V234H55V232H58V231H55L53 233ZM85 230H87V231H85ZM240 230L242 232L243 231L244 232L242 233ZM13 231H14V229L12 231L10 230V236H11V232H13ZM83 231L86 233H83ZM91 231L93 232V230H91ZM112 231L110 230L109 232H112ZM170 231H171V234L169 233ZM173 231H174V233H173ZM214 231H216V232H214ZM17 232H18V230L14 233L16 234L17 237H19L20 234H18L19 235L18 236ZM81 232L85 236H83L81 234ZM114 232H112V233H114ZM196 232H198V235L196 234ZM14 233H12V234L14 235ZM20 233H21V231H20ZM88 233H90V231H88ZM133 233H134V235H133ZM213 233H215L214 234L215 236L214 235L211 236V234H213ZM239 233H242L241 235H244V236H241ZM27 234H28V232H27ZM36 234L38 235V233H36ZM52 234H54V235H52ZM94 234H92V236L96 237L95 239H97V234H96V236ZM117 234H116V236H117ZM135 234H138V235L140 234L137 237V239H136ZM229 234H231L233 238ZM237 234H239V235H237ZM110 235L112 236L111 238H110ZM172 235H174V236H172ZM236 235H237V237H236ZM6 236H9L8 232H7ZM26 236H25V238H26ZM77 236H78V238H77ZM88 236H89V234L87 235V238H88ZM92 236L90 235V238H93ZM127 236H128V238H127ZM132 236H134L135 238ZM150 236H151V238H150ZM167 236H168V238H167ZM240 236H241V238H240ZM17 237H15V238L17 239ZM29 237L30 236H28V238ZM55 237L59 238V239L64 237V239L61 242H58V244H60V246L57 244ZM160 237H161V239L165 238V240H161ZM171 237H174L175 239L174 238L172 239ZM212 237L213 238L216 237L215 240L214 239L212 240ZM238 237H239V240H241V239L247 240V238H248L247 241L244 240L245 243L241 244V245H243L242 247L237 245V244H239ZM32 238H33V236H32ZM38 238H39V236H38ZM129 238H131L132 240L131 239L128 240L129 245H127L126 239H129ZM183 238L185 240L184 241L182 240L183 242L180 241L182 245L178 244V243H180L179 239H183ZM6 239H7V237H6ZM9 239H11V238H9ZM19 239H20V237H19ZM40 239H41V237H40ZM66 239L69 243L66 242ZM166 239H169V240H166ZM231 239H233L232 241L235 240L238 243L234 242V244H233V242H231ZM12 240H13V238H12ZM34 240L35 239L33 238V241ZM64 240H65V242H64ZM142 240H139L138 243H140V241H142ZM175 240H178V241L176 242ZM17 241H18V243H20L24 240L21 239V241L19 242V240L17 239L16 243H17ZM29 241L27 240L28 243L25 242L24 244L28 245V247L25 246L27 248L26 250H28V251H30L29 249L33 250V251L31 250L32 252L30 251L31 253L35 252L36 248L37 249L41 248L40 246L37 247V245L34 244V242L36 243V241H34L31 244H30V242H32V241H30V242ZM70 241H71V239H70ZM113 241H111L110 245H114V244H112ZM129 241L130 242L132 241L133 243L136 242V245L139 247L137 249L134 248L135 250L132 251L131 250L132 248H130L131 243ZM167 241H170V244ZM62 242L64 244L66 243L69 247L66 244H65L66 247L65 246L63 247L62 245H64V244ZM74 242H76V241L74 240ZM159 242L161 244L162 243L164 244L167 242L168 244L163 245V246L167 247V245H168L169 250L164 252L163 246L161 244H156ZM175 242L178 244L177 245L178 247L175 246L178 249H176L175 247H172L173 244L175 245ZM191 242H193V243H191ZM12 243H13V241L10 242V244H9L10 248L14 247L11 245ZM71 243H72V246L74 247L73 248L74 253H73V251L70 250V249H72V247L70 246ZM0 244H1L0 247H3L1 249H4L7 245L6 243H2V242ZM3 244H5V246ZM17 244H13V245L16 246ZM32 244H34V245H32ZM40 244L43 245L44 242L42 241V243L40 242ZM85 244H87V245H85ZM84 245H85V248H84ZM179 245H180V248H179ZM43 246H45V245H43ZM81 246H83V248H82L83 250L81 249ZM87 246H88V248L86 249ZM126 246H128V247H126ZM158 246H159V248L161 246V250L158 248ZM232 246H234V247H232ZM235 246H237L238 248H236ZM9 247H6V249L7 248L10 249ZM20 247H22V246H20ZM34 247H36L35 250L33 249ZM96 248L98 251H94ZM172 248H173V250L174 249L177 250L178 254L181 253L180 250H182V251L185 250L186 254L183 253L184 252L183 251L182 254L177 255V259H175L176 258L175 256L177 254L176 252L170 253L171 256L169 255V251ZM1 249H0V251H1ZM23 249L25 250L24 246H23V248H21V250L23 251ZM39 249H38V254H37V252H36V254L33 253V256L38 255L36 257V258H38L37 259L38 261H40V256H41V258H43L42 255L39 256V254H40ZM58 249H60V252ZM85 249H86V251H85ZM92 249H94L93 251L96 252L95 253V254H97L96 256H94L93 252L89 253V251H92ZM236 249H237V251H236ZM109 250H112L113 253L112 252L110 253ZM173 250H171L170 252H172ZM231 250H233V252H230ZM2 251H4V250H2ZM9 251H11V250H9ZM15 251H16V249H15ZM15 251L13 250L12 252L15 254L16 253ZM22 251H20V252H22ZM25 251H23V252H25ZM48 251H46V252H48ZM87 251H88V254L93 253L92 254L93 257H92V255L87 256V254H86ZM160 251H162V252H160ZM17 252H18V249H17ZM46 252H43V253H46ZM124 252H126V254ZM151 252H153V253L156 252V253L153 254ZM157 252H158V254H157ZM5 253H6V251H5ZM26 253H27V251H26ZM26 253H23L22 257L24 256V254L26 256H28V254L31 255V253H28V254H26ZM84 253H85V256H87L86 258L90 262L86 261V260L84 261V258H85V256H83ZM128 253H130V254H128ZM159 253H161V254H159ZM162 253H164L163 255H165V258H164V256H161V257L159 256V255H162ZM4 254L0 253V255L2 256V259L5 258ZM7 254L9 255L11 253H7ZM63 254H64V252H63ZM99 254H100V258L97 257V256H99ZM106 254H108V255H106ZM114 254L112 255L113 258H114ZM156 254L159 257V260H161L160 262L157 261L158 258L156 259V256H157ZM250 254H253V255L257 254L258 256L257 255H255V256L251 255L252 258H250L251 257ZM18 255H19V253H18ZM30 255L28 256L29 258L27 257L26 259H30L32 257V256L30 257ZM45 255H47V254L43 255L46 258ZM78 255H80L81 257ZM137 255H140L143 258H139ZM152 255H153V257H152ZM247 255H248V257H247ZM1 256H0V258H1ZM26 256H24V258H22L21 261L23 259H25ZM70 256L71 257L73 256L74 260L72 258H70ZM90 256H91V258H93L92 260H91V258L90 259L88 258ZM129 256H128V258H129ZM191 256L195 259L194 262H193L194 259ZM243 256H246L251 262L248 259H246V257L243 258ZM9 257H12V255H10ZM17 257H16V259L20 260L21 257H18V258ZM121 257H119V258H121ZM131 257H132V255H131ZM255 257H256L255 260L257 263H255V261L253 259ZM263 257H264V254H263ZM126 258H123L124 260L122 259V261L124 262V261L128 260V262L126 261V264H128V263L134 264V262H135L133 260L134 258H132L131 262H130V258L129 259L128 258L126 259ZM8 259H10V258H8ZM33 259L34 258L32 257V260ZM55 259L52 260L53 262L49 260V263L52 262V264H54L56 261ZM121 259H119L120 260L119 262H121V264H125V262L122 263ZM137 259H138V261H137ZM144 259H146V260H144ZM245 259L248 261L245 262L246 261ZM7 260H5L6 261L5 263L8 262ZM35 260L36 259H34L32 261V263ZM58 260L60 263L58 262ZM216 260L218 262H216ZM233 260H231L230 262H232ZM261 260H262V258H261ZM23 261L26 262L25 260H23ZM38 261H35L36 264H41L43 259L41 262L37 263ZM44 261L46 263H48L47 259H45ZM77 261L74 263L79 264L80 262L79 261L77 262ZM116 261H118V259H116ZM242 261H243V263H242ZM9 262H11V261H9ZM24 262H22V263H24ZM28 262H29V260H28ZM45 262L42 264H46ZM112 262L115 263V260L112 261L110 259V263H112ZM119 262H117V264ZM176 262H175V264H182L183 263V262L182 263H179V262L176 263ZM262 262L260 263V260H259L258 264H262ZM19 263H20V261H19ZM29 263H31V261ZM142 263L147 264L145 262H142ZM238 263L236 262V264H238ZM15 264H16V262H15ZM33 264H35V263H33ZM138 264H140V263H138ZM230 264H233V262ZM263 264H264V262H263Z\"/></svg>",
    "mask_w": 264,
    "mask_h": 264
},
{
    "label": "rangeland",
    "instance_id": "rangeland-1",
    "mask_svg": "<svg viewBox=\"0 0 264 264\" xmlns=\"http://www.w3.org/2000/svg\"><path fill=\"white\" fill-rule=\"evenodd\" d=\"M92 1H95V0H92ZM98 1H99L98 4L100 3L99 5L102 4V3H101L102 1L105 2L103 5H101V6L104 7V8L101 7V8H103V9H102V13L106 15V13L109 12V14H110L111 11L108 9V6L106 5V4H107V3H106L107 0H98ZM100 1H101V2H100ZM108 1H110V0H108ZM112 1H113V0H112ZM116 1H117V2H122L123 0H116ZM96 2H97V1H95V3H96ZM122 3H123V2H122ZM62 5H63V4H62ZM87 5H88V4H87ZM87 5H85L86 7L83 6V8L85 7V8H84L85 10H87ZM61 7H62V6H61ZM64 7H65V6H64ZM64 7H63L62 9H65ZM224 7H226V6H224ZM220 8H221V7H220ZM248 9H249V8H248ZM60 10H61V9H60ZM66 10H68V9H66ZM220 10L223 11L222 8H221ZM227 10H229V9H227ZM62 11H63V10H62ZM64 11H65V10H64ZM218 11H219V8H218V10H217V13H218ZM45 12H46V11H45ZM60 12H61V11H60ZM67 12H68V11H67ZM225 12H227V11L225 10ZM228 12H229V13H230V12H233V13H234L235 11L232 10V11H228ZM228 12H227V13H228ZM237 12H238V11H237ZM237 12H235V13H237ZM248 12H249V11H248ZM64 13H66V12H62L63 16L65 15ZM112 13H113V12H112ZM112 13H111V14H112ZM220 13H221V12H220ZM220 13H219V14H220ZM227 13H225V15H226ZM46 14H48V13H46ZM58 14H59V12H58ZM66 14H67V13H66ZM213 14H214V13H213ZM213 14H212V15H213ZM215 14H216V12H215ZM215 14H214V15H215ZM238 14H239V13H238ZM238 14H237V15H238ZM247 14H248L249 17H250V13H247ZM42 15H43V13H41V16H42ZM48 15H51V14H48ZM59 15H60V14H59ZM112 15H113V14H112ZM112 15H111V16H112ZM212 15L209 14V16H212ZM216 15H217V14H216ZM221 15H222V17H223V14H222V13H221ZM229 15L231 16V14H228V17H229ZM237 15H235V16H237ZM60 16H62V15H60ZM60 16H59V17H60ZM63 16H62V17H63ZM146 16L149 17L148 15H146ZM219 16H220V15H219ZM233 16H234V15H233ZM48 17H49V19L51 20L52 17H51V16H48ZM50 17H51V18H50ZM150 17H152V16H150ZM150 17H149V18H150ZM212 17H214V16H212ZM215 17L217 18V16H215ZM215 17H214V18H215ZM226 17H227V15H226ZM249 17H248V18H249ZM41 18H43V17H41ZM44 18H45V16H44ZM46 18H47V17H46ZM46 18L43 19V20L47 21L48 19L46 20ZM209 18H210V17H209ZM209 18H208V20H209L210 22H211V21H214V18H212V19H209ZM216 18H215V20H216ZM223 18H224V17H223ZM206 19H207V17H206ZM206 19H205V17H204L202 26H205V25H206L205 27H207V25H208V26H209V25L214 26L213 24H210ZM225 19L228 20V18H225ZM246 20H248L247 17H246ZM45 21H44V23L42 22V24H44V25H43V28L46 26V25H45ZM52 21H53V19H52ZM48 22H49V21H48ZM204 22H205V23L207 22V23H209V24H207V23L204 24ZM46 23H47V22H46ZM51 23H52V22H51ZM51 23H49V26H50V27H51V25H52ZM53 23H54V22H53ZM201 23H202V22H201ZM50 24H51V25H50ZM54 24H55V23H54ZM54 24H53V25H54ZM199 24H200V23H199ZM214 24H216V23L214 22ZM200 25H201V24H200ZM47 26H48V25H47ZM49 26H48V27H49ZM212 26H209L208 29H210V28L214 29V28H215L216 30H212V31H214V33H215V31H217V28H216L217 26L215 25L214 28H213ZM50 27H49V28H50ZM71 28H75V29L77 28L76 31H77L79 34H81V36H82V38H80V37H81L80 35H79V37L77 36V37L80 38V39H78L77 37H74V38H77V42H76V40H74V42H75V45H77L76 47L79 49V51H80L81 49L78 47V45L82 48V46H83V44H84V46H83V48H82V51H83L84 48L86 47L85 45H87V43H88V45H92L93 42L96 43V41H97L98 39H97V38H96L97 40L95 39V35H96V37H97V36L100 37V35H98V32H97L96 30H93L92 28H90L91 30L89 31V33H88V29H87L85 26H75V25H74V26H70V27H69V30H72ZM109 28H112V27H109ZM109 28H108V30H109ZM199 28H200V26H199ZM201 28L204 29V27H201ZM75 29H73L74 32H75ZM113 29H114V28H113ZM197 29H198V26H197ZM203 29H202V30H203ZM205 29H206V28H205ZM69 30H68V31H69ZM78 30H79V31H78ZM92 30H93L95 33L92 32ZM108 30H107V31H108ZM198 30H201V29H198ZM198 30H197V31H198ZM73 31H72V33H68V34H69V35H70V34H74ZM107 31H106V33L104 32V33H105V36H106V34H108ZM112 31H113V30H112ZM112 31H111V32H112ZM210 31H211V30L207 31V33L210 32ZM212 31H211V33H213ZM69 32H70V31H69ZM108 32H110V31H108ZM111 32H110V34H109V38H110V35H112ZM217 32H218V31H217ZM75 33H76V32H75ZM214 33L211 34V35H214ZM68 34H67V35H68ZM94 34H95V35H94ZM200 34H201V32H200ZM205 34H206V33H205ZM220 34H223V36H224V33H223V32H219V33H218V36H217L218 38H219V35H220ZM75 35H78V34H75ZM203 35H204V33H203ZM206 35H207V34H206ZM206 35H204V36H206ZM211 35H209V36H211ZM227 35H228V34H227ZM227 35L225 34L224 38H226ZM102 36L104 37V34L101 33V37H102ZM207 36H208V35H207ZM221 36H222V35H221ZM106 37H107V39H106V38H105V39L108 40V39H109V38H108V35H107ZM202 37H203V36H202ZM227 37H228V36H227ZM67 38H68V37H67ZM69 38H70V37H69ZM203 38L205 39V37H203ZM206 38H207V37H206ZM209 38H210V37H209ZM215 38H216V36H215ZM218 38H217V39H218ZM220 38H221V37H220ZM220 38H219V42L222 41V39H223V41H224V38H223V37H222L221 40H220ZM83 39H84L85 42L87 41L86 44H85V42H83ZM99 39H101V38H99ZM105 39H104V40H105ZM210 39H211V38H210ZM212 39H213V38H212ZM217 39H215V40H217ZM226 39H227V38H226ZM230 39H231V38H230V36H229V37H228V40H230ZM79 40H80V41H79ZM94 40H95V41H94ZM106 40H105V41H106ZM207 40H208V38H207ZM62 41H64V40H62ZM62 41H61V42H62ZM78 41H79V43L82 42V46H81V44H78ZM65 42H66V43H69V47H68V48H70V47L73 48V50H72V49H70V50L75 52V49H74L75 46L73 47V43H74V42L72 41V37H71V39H68V41H65ZM98 42H99V41H98ZM103 42H104V41H103V38H102V39H101V43H103ZM180 42H181V40H180ZM183 42H184V40H183ZM183 42H182V44H184ZM206 42H207V41H206ZM219 42H217V44H219ZM228 42H230V41H228ZM62 43H64V42H62ZM62 43H61V45H62ZM66 43H65V44H66ZM76 43H77V44H76ZM221 43H222V42H220V44H221ZM224 43H226L227 47L231 45V42H230L229 45H228L227 42H224ZM17 44H18V42H17ZM17 44H16V45H17ZM65 44H63V46H65ZM18 45H19V44H18ZM66 45H67V44H66ZM178 45L180 46L179 43H178L176 46H178ZM184 45H185V44H184ZM222 45H223V44H222ZM173 46H175V45H173ZM176 46H175V47H176ZM217 46H218V45H217ZM257 46H258V44H256V47H257ZM259 46H260V45H259ZM18 47H19V46H18ZM66 47H67V46H66ZM219 47H220V46H219ZM221 47H222V46H221ZM223 47H224V45H223ZM77 48H76V50H77ZM225 48H226V47L222 48V53H223V54L221 53V48H218V49H220V52H218L219 50H218V51L216 50V51L218 52V54H219V57H220V60H221V61L223 60V59H222L223 56H225V55H224V53H225V51H226ZM261 48H262V47H261ZM261 48H260V50H261ZM64 49H65V48H63L62 50H64ZM201 49H203V48H201ZM204 49H205V51L207 50L206 48H204ZM223 49H224L225 51H224ZM226 49H227V48H226ZM257 49H259V47H257ZM60 50H61V49H60ZM62 50H61V52H60L59 55H58V59H57L58 61H61V60H63V59L65 58V56H64L65 54L63 55ZM65 50H66V49H65ZM260 50H259V51H260ZM263 50H264V48H263ZM66 51H67V50H66ZM201 51H202V50H201ZM201 51H200V52H201ZM203 51H204V50H203ZM259 51L257 50V52H259ZM63 52H64V51H63ZM68 52H70V51H68ZM65 53L67 54V52H65ZM75 53H76V52H75ZM204 53H205V52H204ZM260 53H261V52H260ZM260 53H258V54L261 55ZM202 54H203V53H202ZM221 54H222V55H221ZM256 54H257V53H255L254 55H256ZM262 54H263V56H262V58H263V57H264V53H263V51H262ZM156 55H157V54H156ZM203 55H204V54H203ZM205 55H206V57H209L210 52L208 53V51H207V53H206ZM254 55H252V56L250 57V59H252ZM259 55H258V56H259ZM258 56L256 55V57H254V58H257ZM153 57H156V56L153 55ZM157 57H158V56H157ZM221 57H222V58H221ZM226 58H227V56H226ZM226 58H225V60H226L225 62L227 63V61H228L229 59H228V58L226 59ZM158 59H160V58H158ZM161 59H163L162 56H161ZM164 59H165V58H164ZM173 59H174V58H173ZM176 59H177V58H175L174 61H177ZM153 60H155V59H153ZM156 60H157V58H156ZM220 60H218L219 64L222 63V65H223V61L221 62ZM258 60H259V59H258ZM260 60H261V59H260ZM163 61H164V60H163ZM163 61H162V64H163ZM167 61L169 62V59H168ZM171 61H172V60H171ZM174 61H173V63H174ZM159 62H160V61H158L157 63H159ZM164 62H165V64H167L166 61H164ZM177 62H178V61H177ZM225 62H224V64H225ZM175 63H176V62H175ZM175 63H174V64H175ZM159 64H160V63H159ZM170 64H171V63H170ZM160 65H161V64H160ZM222 65H221V66L219 65V66H220L221 68H223L224 66H226V64H225L224 66H222ZM163 66H164V64H163ZM167 66H168V64H167ZM170 66H171V65H170ZM175 66H177V64H176ZM175 66L172 65L171 68H175ZM165 67H166V65H165ZM226 68H227L226 70L229 69L228 67H226ZM16 72H18V71H16ZM16 72H14V73H16ZM224 72H225V67H224ZM227 72H229V71H226V74H227ZM245 73H246V72H245ZM245 73H244V75H246ZM17 74H19V73H17ZM247 74H248V73H247ZM12 75L14 76V74H12ZM19 75H20V74H19ZM248 75H249V74H248ZM13 76L10 77V78L13 80V82H15L14 79H13ZM152 76H153V75H152ZM178 76H179V75H178ZM249 76H250V75H249ZM249 76H248V77H249ZM16 77H17V76H16ZM20 77H23L22 74H21ZM154 77H155V75H154L153 78H151V79H156V77H155V78H154ZM231 77H232V76H231ZM235 77H236V76H235ZM235 77H233V78H235ZM245 77H246V78H245ZM245 77H244V80H245V81L248 80V79H247V76H245ZM14 78H15V77H14ZM148 78L150 79V76H149ZM233 78H231V79H232V80H235V79H233ZM237 78H239V77H237ZM19 79H20V78H18V81H19ZM21 79H22V78H21ZM149 79H148V80H149ZM151 79H150V81H151ZM241 79H242V77H241ZM241 79L239 78V80H237V81L239 82ZM12 80H11V83H12ZM16 81H17V80H16ZM18 81H17V82H18ZM142 81H143V80H142ZM142 81H141V82H142ZM153 81H154V80H153ZM153 81H152V82H153ZM235 81H236V80H235ZM17 82H16V83H17ZM23 82H24V81H23ZM145 82H147V81H145ZM152 82H151V83H152ZM156 82H158V77H157V81H156ZM242 82H243V81H242ZM143 83H144V82H143ZM151 83H149V84L151 85ZM12 84H14V83H12ZM12 84H11V86H12ZM23 84H24V83H23ZM123 84H125V83H123ZM123 84H122V85H123ZM126 84H127V83H126ZM139 84H140V82H139ZM141 84H142V83H141ZM147 84H148V82H147ZM156 84H157V83H156ZM158 84H159V83H158ZM158 84L155 85V86L152 84V86H154V88H156V86H158ZM19 85H21L20 87L23 86L22 84H19ZM137 85H138V84H137ZM145 85H146V84H145ZM145 85H144V86H145ZM150 85H149V86H150ZM13 86H17V85H13ZM138 86H140V85H138ZM122 87H123V86H122ZM124 87H126V85H124ZM147 87H148V86H147ZM147 87H146V88H147ZM150 87H151V86H150ZM150 87H149V88H150ZM11 88H12V87H11ZM13 88H14V87H13ZM15 88H16V87H15ZM15 88H14V89H15ZM17 88H18V86H17ZM138 88H140L141 90H143V88H144V91L146 90L145 87H143L142 85H141L140 87H138ZM138 88H137V89H138ZM149 88H147L148 91H145V92H148V93L151 92V91H149ZM123 89H124V88H123ZM126 89H129V86H128V88H126ZM11 90H12V89H11ZM12 91H13V90H12ZM12 91H11V92H12ZM15 91H18V90H15ZM116 91L119 92V95H117V96H119V97L112 98L110 95H109L110 97H109L108 95H106V96L103 97L102 100L100 99V100L102 101V102H101V101H100V102L103 104L104 108H106V107H110L109 109H111V108L113 107V108L115 109L114 111H116V113L119 114V115H118V114H115L116 116H123V115H124V114H123V109H124V108H123V103H124V101H123V102H120V99H118V98H121V97L123 96V95H122L123 93H124V96H125V94H126L125 97L128 98V97H127V96H128V95H127L128 93H125L124 90H122V91H121V90H120V91H119V90H116ZM126 91H128V90H126ZM237 91H238V90H237ZM118 92H117V93H118ZM122 92H123V93H122ZM152 92H153V91H152ZM152 92H151V93H152ZM184 92H185V91H184ZM184 92H183V93H184ZM235 92H236V91H235ZM241 92L244 93V94H248L246 91L243 92V90H242ZM241 92H240V93L237 92V94L235 93V96L238 95V94H239V96H242V95H241V94H242ZM14 93H16V92H14ZM14 93H12V96H13ZM120 93H122V94H121L122 96H120ZM151 93H150V94H151ZM249 93H250V92H249ZM180 94H181V93H180ZM180 94H179L178 96H180ZM184 94H186V93H184ZM250 94H251V95H250ZM250 94H249L250 96L247 95L248 98H249V97H252V94H254V93L251 92ZM256 94L258 95V93H256ZM151 95H153V94H151ZM151 95H149V96H151ZM254 95H255V94H254ZM257 95H255V96H257ZM10 96H11V95H10ZM10 96H9V97H10ZM12 96H11V101H13V102H12L13 105H14V103H15V105H14V108H15V107L17 106V103H19V100L16 99V97L13 98ZM14 96H15V94H14ZM181 96H182V95H181ZM187 96H188V95H186V96L184 95L185 98H187ZM244 96H245V95H243L242 97H244ZM258 96H259V95H258ZM263 96H264V95H263ZM263 96H261V97H262V99L264 100ZM125 97H124V98H125ZM242 97L240 98V100L242 99ZM261 97H260V98H259V97H258V98L256 97L255 99L253 98V100H256V99H257L256 102H258V99H260V101H261ZM101 98H102V97H101ZM105 98H106V99H109V101H108V102L105 101ZM177 98H178V97H177ZM188 98H189V97H188ZM236 98H237V97H236ZM248 98H247V99H248ZM122 99H123V98H121V100H122ZM181 99H182V98H181ZM237 99H239V97H238ZM124 100H125V99H124ZM126 100H127V99H126ZM126 100H125V101H126ZM183 100H185V99H183ZM186 100H187V99H186ZM188 100H189V104H190V103H191V102H190V98H189ZM240 100H238V101L240 102ZM251 100H252V99H251ZM112 101H113V102H112ZM180 101H182V100H180ZM241 101H242V100H241ZM260 101H259V102H260ZM9 102H10V101H9ZM52 102H53V101H52ZM187 102H188V101H187ZM256 102H255V103H256ZM180 103H181V105H182V103H185V101H184V102L182 101V102H180ZM236 103H238V102H236ZM240 103L242 104V102H240ZM9 104H10V105H8V106L11 108L13 105H11V103H9ZM92 104H93L92 102L89 103V104H86V106H87V111H86V113H84L85 115H87V117L84 116V117H85V122L87 121V124H88V123H91V125H92L93 122H94V116H92V115H91V112H90V110H91V105H92ZM94 104H95V103H94ZM94 104H93V106H94ZM176 104H177V103H176ZM232 104H233V103H232ZM177 105L180 106L179 104H177ZM229 105L231 106V104H229ZM234 105H235V103H234ZM234 105H232V106L235 107V108H236V106H238V105H236V106H234ZM103 106H102V107H103ZM178 106H177L175 109H177V108L181 109V108H182V107L180 108V107H178ZM185 106H186V105H185ZM206 106H207V105H206ZM208 106H209V105H208ZM208 106L206 107L207 109H208ZM240 106H243V104H242V105H239V107H240ZM247 106H248V105H247ZM189 107H191V106H189ZM209 107H210V106H209ZM214 107H215V106H214ZM219 107H223V106H219ZM225 107H226V106H224V107L222 108V110H220V113H221V111H222V113H223V111H224V112L227 111V113H228V115H229V110H224V109H226ZM233 107H232V108H233ZM244 107H245V106H243L242 108L245 109ZM92 108H93V107H92ZM104 108L101 109L102 111H101L100 113H103V110H104V115H105V114H106V113H105V110H106V112H108V111H107V109H104ZM161 108H162V107H161ZM163 108H164V107H163ZM172 108H174V107H172ZM206 108H205V109H206ZM210 108H213V107H210ZM215 108H216V107H215ZM228 108H229V107H228ZM232 108H230V109H232ZM235 108H234V109H235ZM240 108H241V107H240ZM240 108H239V110H240ZM11 109H12V108H11ZM94 109H95V107H94ZM159 109H160V108H159ZM165 109H166V108H165ZM165 109H162V110L164 111ZM169 109H170V108H169ZM216 109H217V108H216ZM216 109H215V111H218V110H219V109H217V110H216ZM220 109H221V108H220ZM237 109H238V108H237ZM157 110H158V109H157ZM160 110H161V109H160ZM166 110H167V109H166ZM171 110L174 111L173 109H171ZM189 110H190V109H189ZM245 110H246V109H245ZM247 110H248V108H247ZM163 111H161L160 113H162ZM209 111L212 112L211 109L208 110V112H209ZM215 111H213V112H215ZM235 111H236V109L234 110V113H235ZM110 112H112V111H110ZM174 112H176V111H174ZM213 112H212V113H213ZM218 112H219V111H218ZM238 112H239V111H238ZM238 112H236V115L233 114V112H232V115H231V116H233L232 119H231L230 117H228V115L226 114V115H227V118H226V119H228V121H229L230 119L233 120L234 116H238V117H235V118H234V119L237 118V120H235V121H238V120H239V114L237 115ZM94 113H95L94 115L97 116V115L99 114V111H98L97 114H96V112H94ZM206 113H207V111H206ZM209 113H210V112H209ZM209 113H208V115L206 114L207 116L204 117V118H205V121H207V120H206V119H207L206 117L209 118V117L212 116V115L210 116ZM215 113H216V112H215ZM92 114H93V113H92ZM172 114H173V113H172ZM172 114H171V115H172ZM210 114H211V113H210ZM213 114H214V113H213ZM216 114H217V113H216ZM216 114H215V115H216ZM230 114H231V112H230ZM100 115H101V114H100ZM100 115H99V116H100ZM171 115H168V116H167V117H168V121H169V116H171ZM174 115H175V114H174ZM177 115H178V114H177ZM177 115H175V117H176ZM188 115H189V113H188ZM218 115L220 116V115H222V114H217V116H218ZM224 115H225V114L223 113V115H222V119H223ZM77 117H78V116H77ZM84 117H83V118H84ZM159 117L161 118L162 115L159 116ZM165 117H166V116H165ZM190 117H193V114H192ZM240 117H241V116H240ZM97 118H99V117L97 116ZM124 118H125V117H124ZM124 118H123V119H124ZM162 118H163L162 121H164L165 118H164V117H162ZM171 118H172V117H171ZM176 118H177V117H176ZM176 118H175V121L178 120V119H176ZM181 118H182V117H181ZM184 118H186V117H184ZM216 118H217V117H216ZM219 118L221 119V116H220ZM224 118H225V117H224ZM70 119H71V118H70ZM70 119H64V120H67V121L69 120V123H72V122H70V121H71ZM73 119H75V118H73ZM77 119H78V118H77ZM80 119H81V118H80ZM95 119H96V118H95ZM158 119H159V118H158ZM172 119H173V118H172ZM179 119H180V117H179ZM192 119L195 120V119H197V118H192ZM201 119H202V118H201ZM201 119H200V120H201ZM212 119H213V118H212ZM212 119H211V120H212ZM96 120H97V119H96ZM160 120H161V119L157 120V118H156L154 121H157V123H158V121L161 122ZM173 120H174V119H173ZM180 120H181V119H180ZM182 120H183V118H182ZM182 120H181V121H182ZM187 120H188V118H187ZM197 120H198V122L200 121L199 119H197ZM211 120H209V121H211ZM218 120H219V119H218ZM218 120H217V121H218ZM59 121H60V120H59ZM67 121H66V122H67ZM72 121H73V120H72ZM77 121H79V120H77ZM82 121H83V120H80V123H81ZM165 121H167V120H165ZM165 121H164V122H165ZM170 121H171V120H170ZM175 121H174V122H175ZM203 121H204V120H203ZM203 121H201V122H203ZM214 121H215V120H214ZM217 121H216V123H215L216 127H218V123H217ZM223 121L225 122V120H223ZM223 121H222V122H223ZM241 121H242V120H241ZM56 122H57V121H56ZM56 122H55V123H56ZM178 122H179V120H178ZM191 122H192V121H191ZM193 122H194L193 124H196L195 121H193ZM198 122H197V124H198ZM201 122H200V124H201ZM218 122H221V120H219ZM28 123H31V122H27V124H28ZM55 123H54V124H55ZM60 123H62V121L59 122V124H60ZM64 123H65V122H64ZM64 123L61 124L62 127L65 125ZM77 123H79V122H77ZM80 123L78 124V126H82V125H84L83 122H82L81 124H80ZM162 123H163V122H162ZM167 123H169V122H167ZM171 123H172V121L168 124V126H169V125L171 126ZM176 123H177V122H176ZM176 123H174V124H176ZM183 123H185V122L183 121L182 124H183ZM186 123H187V122H186ZM229 123H233V122L230 121ZM239 123H240V121H238V124H239ZM27 124H25L24 126H23V124H21V125L23 126V128H22L21 130H28V132H29L30 134L34 133L35 128H37L38 126L36 127V125H34L35 127H32L33 125H29V124L27 125ZM54 124H53V127H52V124H51L50 129H52V128L54 129V128H55V127H54ZM59 124H58V122H57V125H59ZM67 124H68V122L66 123V125H67ZM74 124H75V123H74ZM74 124L72 123L71 125H74ZM159 124H160V123H159ZM165 124H166V123H165ZM197 124H196V127H199L200 125H199V124L197 125ZM203 124H204V123H203ZM208 124L210 125V122H209ZM212 124H213V123L211 122V125H212ZM220 124H221V123H220ZM234 124H235V123H234ZM57 125H55V126H57ZM68 125H70V124H68ZM71 125H70V126H71ZM88 125H89V124H88ZM179 125L182 126L181 124H179ZM186 125H187V124H186ZM186 125H185V126H186ZM201 125H202V124H201ZM205 125H207V122H206V124H204V126H205ZM209 125H208V126H209ZM213 125H214V124H213ZM215 125H214V126H215ZM228 125H229V126H228ZM236 125H237V124H236ZM236 125L227 124V127H231V126H232L233 128L231 127V128H229V129H231V130L233 131V129L235 128L234 126H236ZM70 126H69V127H70ZM78 126H77V127H78ZM85 126H86V124H85ZM140 126H141V125H140ZM154 126H155V125H154ZM159 126H161V124H160ZM159 126L156 127V128H159ZM172 126H173V125H172ZM172 126H171V128H172ZM174 126H176V125H174ZM177 126H178V124H177ZM180 126H179V128H180ZM188 126H189V124H188ZM188 126H187V127H188ZM192 126H193V125H192ZM192 126H190V128H191ZM204 126H200V127H203V128H204ZM208 126H207V127H208ZM219 126H220V125H219ZM223 126L226 127V123H225V125L223 124ZM71 127H73V126H71ZM71 127H70V129H71ZM75 127H76V126H75ZM88 127H89V126H88ZM183 127H184V125H183ZM193 127H194V126H193ZM196 127H195V128H196ZM205 127H206V126H205ZM207 127H206V128H207ZM211 127H212V126H209V128H211ZM238 127H239V126H238ZM57 128H59V127H57ZM57 128H55V129H57ZM60 128H61V127H60ZM63 128H66V127H63ZM79 128L81 129L82 127H79ZM160 128H162V127H160ZM165 128H166V127H165ZM169 128H170V127H168L167 129L169 130ZM179 128H178V129H179ZM184 128H185V127H184ZM184 128H183V129H184ZM195 128H194V129H195ZM221 128H222V126H221ZM31 129L33 130V132L30 131ZM73 129H75V128L73 127L72 130H73ZM77 129H78V128H77ZM153 129L155 130V128H153ZM174 129H175V127H174ZM188 129H189V128H188ZM192 129H193V128H192ZM194 129H193V130H194ZM211 129H213V128H211ZM211 129H210V130H211ZM235 129H236V128H235ZM235 129H234V130H235ZM237 129L239 130V128H237ZM37 130H38V129H37ZM37 130H35V131H37ZM67 130H69V129H67ZM85 130H86V128H85ZM154 130H153V131H154ZM156 130H157V131H156ZM156 130H155V132L160 131V129H159V130L156 129ZM181 130H182V128H181ZM181 130H178V131L180 132ZM207 130H208V128H207ZM210 130H209V131H210ZM238 130H237V131H238ZM262 130H264V129H262ZM56 131H57V130H56ZM56 131L52 130L51 132L54 133V132H56ZM75 131H80V130H75ZM162 131H167V130H165L164 127H163V129H161V131L158 132V133L160 134ZM172 131H173V133H175L173 129H172ZM172 131L169 130L167 133H166V132H165V133L168 134V133H170V132H172ZM191 131H192V130H190V133H191ZM198 131H199V130H198V128H197V133L199 134ZM229 131H230V130H229ZM232 131H231V132H232ZM31 132H32V133H31ZM67 132H68V131H67ZM69 132H70V131H69ZM72 132H73V131H72ZM82 132H84V131H82ZM155 132L153 133V135H155V138H153V139L157 140V139L159 138L158 136H160V135H159L158 133H155ZM182 132H183V131H182ZM185 132H186V131H185ZM205 132H206V131H205ZM205 132H204V133H205ZM221 132H222V131H221ZM225 132L227 133L228 130L225 131ZM225 132H224V136H222V137H225L226 140H227V138H228L229 142L227 141V144L229 145V144H231L232 142H234V139H236L235 136H236L237 132L234 131V133H236V134H234V133L232 132L234 135H233V136L230 135L231 137H228L229 135L226 136V135H225ZM231 132H230V133H231ZM35 133H36V132H35ZM73 133H74V132H73ZM75 133H76V132H75ZM78 133H79V132H78ZM163 133H164V132H162V134H163ZM165 133L163 134V137H165V136H164ZM177 133H178V132H177ZM195 133H196V132H195ZM201 133H203V129H202V132H201ZM208 133H209V132H208ZM232 133H231V134H232ZM238 133H239V131H238ZM263 133H264V131H263ZM263 133H261V134H263ZM79 134H80V133H79ZM170 134H171V137H172V133H170ZM170 134H169V137H170ZM178 134H179V133H178ZM178 134H177V135H178ZM183 134H184V133H181L182 136H183ZM193 134H194V132H193ZM193 134H192V136H195V135H193ZM228 134H229V133H228ZM261 134H259V135H261ZM32 135H33V134H32ZM65 135H66V134H65ZM68 135H71V134H68ZM82 135H83V133H82ZM113 135L115 136V135H117V133H116V134L114 133ZM147 135H148V134H147ZM147 135H146L145 137H147ZM149 135H152V133L149 134ZM149 135H148V136H149ZM153 135H152V136H153ZM156 135H158V136H156ZM185 135H188V132H187V134H185ZM218 135H219V136H220V135H223V133H219ZM259 135H258L257 140L260 138V140H258V141L264 143V142H263V141H264V138H263V137H264V134L261 135V136H263V137H260ZM66 136H67V135H66ZM73 136H74V135H73ZM73 136H72V137H73ZM77 136L79 137V136H81V135H76V134H75V137H76V138H77ZM83 136L85 137V135H83ZM86 136H87V135H86ZM88 136H89V135H88ZM88 136H87V137H88ZM152 136H151V138H152ZM174 136H175V134H173V139H172V140H174V138L177 137V136H175V137H174ZM188 136H189V135H188ZM198 136L201 137L200 135H197L196 137H198ZM67 137H68V136H67ZM70 137H71V136H70ZM75 137H73V138H75ZM93 137H94V136H93ZM93 137H90V139L93 138ZM106 137H107V136H106ZM115 137L118 138V136H115ZM138 137L140 138L141 136H137L136 138H133L131 141L129 140V141H130L129 143H131V144H130L131 147H132V145L137 146V147L140 146L141 149H143V148H145V147H146V148L148 147L149 149H150V148H154V147H156V148L158 147V146H157V143H158V141H160L159 139L157 140V142H156V141H153V140L151 139L152 141H150V143L148 142L149 145L146 146V145H147L146 142L142 143L139 139H137ZM145 137H144V138H145ZM156 137H158V138H156ZM161 137H162V135L160 136V138H161ZM178 137H179V136H178ZM180 137H181V136H180ZM217 137H218V136H217ZM217 137L215 136V138H217ZM222 137H220L221 140H222ZM226 137H227V138H226ZM232 137H234V138H232ZM236 137H237V136H236ZM63 138H64V136H63ZM76 138H75L74 140H76ZM79 138H80V137H79ZM81 138H82V137H81ZM85 138H86V137H85ZM95 138H96V137H95ZM116 138H114V141H113L115 144H116V142H115V141H116ZM141 138H142V137H141ZM149 138H150V136H149ZM166 138H167V137H166ZM184 138H185V137H184ZM187 138H189V137H187ZM192 138H193V137H192ZM65 139H66V138H65ZM65 139H63V140H65ZM68 139H69V138H68ZM70 139H71V138H70ZM70 139H69V140H70ZM77 139H78V138H77ZM83 139H84V138H82V140H83ZM87 139H89V137H88ZM87 139H86V140H87ZM105 139H106V138H105ZM147 139H148V138H147ZM162 139H163V138H162ZM162 139H161V142H163ZM168 139H169V138H168ZM180 139H182V138H180ZM199 139H200V138H198V140H199ZM213 139H214V137H213ZM218 139H219V138H218ZM218 139H217V140H218ZM230 139H232V140H231V143H230ZM237 139L240 141V139H239L238 137H237ZM261 139H262L263 141H262ZM58 140H60V139H58ZM58 140H57V141H58ZM74 140H73V142H74ZM79 140H80V139H79ZM82 140H81V141H82ZM86 140H84V142H86ZM92 140H93V139L90 140L91 143H90L89 140H88V142H87L86 144L88 145V143H89L90 145L93 144V146H95V145H94L95 141H99L98 138H96L94 141H92ZM111 140H112V139H110V141H111ZM143 140H144V139H143ZM172 140H171V141H172ZM188 140H189V144H188V143H187V144L190 146V145L193 144V141H194L195 139H192V140H193L192 143H190V139H188ZM188 140H187V141H188ZM196 140H197V139H196ZM196 140H195V141H196ZM200 140H201V139H200ZM202 140H203V139H202ZM251 140H252V143L254 142L253 144L256 143V147L258 148V146H257V145H258V144H257L258 141L255 142L253 139H251ZM251 140H248V141H251ZM61 141H62V140H61ZM67 141H68V140H67ZM71 141H72V139H71ZM105 141H106V140H105ZM105 141H104V142H105ZM110 141H109V142H110ZM144 141H146V140H144ZM147 141H149V139H148ZM166 141H167V140H166ZM169 141H170V140H169ZM169 141H167V144H166L167 146H169V145H168ZM177 141H178V138H177ZM179 141H180V140H179ZM182 141H184V139H183ZM187 141L185 140L184 143L187 142ZM195 141H194V142H195ZM58 142H59V141H58ZM73 142H72V143H73ZM75 142H76V141H75ZM75 142H74V143H75ZM92 142H93V143H92ZM102 142H103V141H102ZM151 142H156V143H151ZM218 142H219V141H218ZM220 142H221V141H220ZM260 142H259V143H260ZM59 143H62V142H59ZM82 143H83V142H82ZM110 143H111V142H110ZM123 143L128 144V140H127V142L125 141V142H123ZM123 143H121V144H123ZM159 143H160V142H159ZM159 143H158V144H159ZM173 143H174V142H172L171 144L173 145ZM175 143H177V144L179 143V144H180V142H175ZM175 143H174V144H175ZM181 143H182V142H181ZM235 143H236V144H240V143H237L236 140H235ZM235 143H234V144H235ZM246 143H248V142H246ZM262 143H261V144H262ZM86 144H84V145L86 146ZM98 144H99V143H98ZM105 144H107V142H105ZM108 144H109V143H108ZM115 144H111L110 146L108 145V146H107V149H109V147H112V145H113V148L118 147V145H116V147H115V146H114ZM117 144H118V143H117ZM119 144H120V143H119ZM145 144H146V145H145ZM160 144H161V145L163 144V147H164V143H160ZM160 144H159V145H160ZM171 144H170V146H171ZM177 144H175V145L177 146ZM195 144L197 145V143H195ZM200 144H201V143H200ZM227 144H226V145H227ZM236 144H235V145H236ZM248 144H250V142H249ZM261 144H260L261 147L259 146V148L256 149V151H257V150H258V151H261V149H262V145H261ZM76 145H77V144H76ZM80 145H81V144H80ZM90 145H89V147L87 146L88 149L91 148V147H93L92 145H91V146H90ZM128 145H129V144H128ZM144 145H145V147H144ZM161 145H160V147H161ZM185 145H186V144H185ZM188 145H186V146H188ZM196 145H195V146H196ZM205 145H206V144H205ZM205 145L202 143V146H205ZM228 145H227V146H228ZM231 145H232V144H231ZM231 145H229L228 147H231ZM69 146H71V144H70ZM73 146H74V144H73ZM77 146L80 147L79 144H78ZM85 146H83V147H85ZM97 146H98V145H96V148H97ZM99 146H100V144H99ZM195 146L192 145V148L195 147ZM197 146H201V145H197ZM197 146H196V147H197ZM202 146H201V148H202ZM207 146H208V145H207ZM218 146H220V145H218ZM240 146H241V145H240ZM242 146H244L243 143H242ZM248 146H249V145H248ZM250 146H251V144H250ZM263 146H264V145H263ZM75 147H76V146H75ZM83 147H82V148H83ZM119 147H120V146H119ZM119 147L116 148V150H119V149H120ZM128 147H129V146L126 147V145H123V146L121 147V149L124 148V149H123V152H122V150L120 149L121 151L119 150V153H120V152H121V153L126 152L125 150H128ZM205 147H206V146H205ZM256 147L253 146V148H256ZM67 148H68V146H67ZM70 148H73V147L71 146ZM70 148H68V149L65 148V150H69ZM85 148H86V147H85ZM85 148H84V149H85ZM101 148H102V147H101ZM113 148H112V149H113ZM125 148H126V149H125ZM134 148H135L134 150H137L136 147H134ZM146 148H145V149H146ZM165 148H166V146H165ZM165 148H164V149H165ZM171 148H172V147H171ZM187 148H188V147H187ZM222 148H227V147H226V146H225V147H221V149H222ZM263 148H264V147H263ZM76 149H77V148H76ZM80 149H81V147L79 148V150H80ZM88 149H87V152H90ZM99 149H100V148L98 147V148L96 149V151L99 150ZM112 149H111V150H112ZM173 149H174V148H173ZM188 149H189V148H188ZM193 149H195V148H193ZM204 149H205V148L203 147V151H202V152H201L202 149H200V151L197 149V151H199V153H200V152L203 153L204 151L207 152V153L211 152V151H209V146L206 148V150L208 149V151H206V150H204ZM259 149H260V150H259ZM71 150H72V149H71ZM85 150H86V149H85ZM90 150H91V152L93 151L92 148H91ZM100 150H101V149H100ZM114 150H115V149H114ZM129 150L131 151V148H130ZM153 150H154V149H153ZM162 150H163V148H162ZM168 150H169V149H168ZM168 150H167V151H168ZM170 150H172V149H170ZM189 150H190V149H189ZM210 150H211V148H210ZM224 150H226V149H223V151H224ZM94 151H95V149H94ZM96 151H95V152H96ZM102 151H103V149H102ZM102 151H100V152H102ZM108 151H110V149H109ZM139 151H141V150L138 149V151H135L134 154H135L136 152L138 153ZM146 151H147V149H146ZM146 151H145V152H146ZM160 151H161V150H160ZM164 151L166 152V150H164ZM172 151H173V150H172ZM221 151H222V150H221ZM262 151L264 152L263 149H262ZM262 151H261V152H262ZM66 152H67V154H68V151H66ZM69 152H70V153H74V152H71V151H69ZM76 152H77V150H76ZM78 152H79V151H78ZM82 152H83V151H82V149H81V153H80V152H79V153H80L81 155H83V157H84V154L87 153V152L84 151V152H85L84 154H82ZM91 152H90V154H91ZM110 152L113 153V152H115V151H110ZM110 152H109V153H110ZM141 152H143V151H141ZM161 152H163V151H161ZM168 152H169V151H168ZM168 152H167V153H168ZM188 152L191 153V152H193V151H192V149H191V150L188 151ZM261 152H260V154L258 153L259 156H260V155H261V156L263 155V154H261ZM263 152H262V153H263ZM97 153H98V151H97ZM107 153H108V152H107ZM119 153L113 154L112 156L115 155V156L117 157V159H119V158H120V157L118 156ZM121 153H120V154H121ZM128 153H129V152H128ZM128 153H125V156H126ZM157 153H158V152H157ZM157 153H156V154H157ZM167 153H166V154H167ZM195 153H197V152L194 151V153H192V154H195ZM199 153H197V155H198ZM67 154H66V155H67ZM77 154H78V153H77ZM95 154H96V153H95ZM95 154L93 155L94 157H95ZM99 154H103V156H102V155H99L100 157H97L96 159L99 158L98 160H99V162L101 163V165H103V166H104V164H106V163L110 165V163H112L113 160H114V157H113V158H109V157H108V156H110L109 154L106 155V153H104V152L99 153ZM104 154L109 158L110 161L112 160V162H110V161L108 162V159H107V162H106V160H104V159H106V156H104ZM130 154H132V153H129V155H130ZM134 154H133V155H134ZM139 154H140V153H138V155H139ZM145 154H146V153H145ZM163 154H164V153H163ZM163 154H162V155H163ZM171 154H172V152H171ZM255 154L257 155L256 152H255ZM75 155H76V153H75ZM81 155H78V156L82 159ZM87 155H88V154H87ZM140 155H141V154H140ZM168 155H169V153H168ZM195 155H196V154H195ZM199 155H200V154H199ZM208 155L211 156L210 153L207 154L206 156L209 157ZM216 155H220V154H216ZM216 155H215V156H216ZM248 155H249V154H248ZM67 156H69V155H67ZM70 156H72V154H71ZM76 156H77V155H76ZM78 156H77V158H79ZM93 156H91L90 158L93 159V158H92ZM101 156H102L103 158H101ZM112 156H110V157H112ZM122 156H124V155H122ZM171 156H172V155H170L169 157L172 158ZM200 156H201V157H200ZM200 156H199L200 159H199L198 156H197V157H198V159H199V162H200V161L202 162V159H201V158H203V157H202V155H200ZM206 156H205V157H206ZM213 156H214V155L212 154L211 157L213 158ZM215 156H214V157H215ZM251 156H252V155H251ZM65 157H66V156H65ZM116 157H115V158H116ZM129 157H130V156H129ZM129 157H127V158H129ZM155 157H157V155H156ZM161 157L164 158L163 156H161ZM165 157H166V156H165ZM195 157H196V156H195ZM197 157L195 158V159H196V160H195V159H194V155H193V159H194L193 161L196 162V164H198V162H197ZM221 157H222V155H220V158H221ZM257 157H258V156H257ZM263 157H264V156H263ZM66 158H67V157H66ZM66 158H64L63 160H65ZM84 158H86V157H84ZM88 158H89V157H88ZM88 158H87V159H88ZM187 158H188V157H187ZM187 158H186V159H187ZM189 158H190V157H189ZM191 158H192V155H191ZM209 158H210V157H209ZM216 158H217V159H216ZM216 158H213V159H216L215 162H217V161H219V162H221V161H225V160H223V159H225V158H223V157H222V160H218V159H219L218 156H216ZM249 158H250V157H249ZM252 158H253V156H252ZM252 158H250V161L252 160ZM254 158L256 159V156H254ZM71 159H72V158H71ZM73 159H74V158H73ZM81 159H80V161H81ZM100 159H101V161H100ZM120 159H121V158H120ZM123 159H124V157H123ZM156 159H157V158H156ZM164 159H166V158H164ZM172 159H173V158H172ZM205 159H206V158H205ZM205 159H204V161H206V162H208L207 160H209V162H210V160H211V159H208V158H207L206 160H205ZM213 159H212L211 161H213ZM262 159H263V158H262ZM63 160L59 163V165L63 166L64 169H65L64 171H66V170H67V169H66V166H67V165H66L65 162H63ZM93 160H95V159H93ZM102 160H104L105 162H103ZM115 160H116V159H115ZM158 160L160 161L161 159L158 158L156 161H158ZM168 160H169V159H168ZM190 160H191V159H189V163H190V165H189V163L187 162V160H186V161L184 160V162H187V165H188L189 167L186 165V163L183 162V165L185 164L184 166H186V168H188L189 170L187 169V170L184 171V169H186V168L183 167L182 164H181L182 167H180L181 165H179L180 168H178V169L181 171V172H180V171L178 172V173H179V178L177 177L176 171H174V170L178 167V164L175 165V163H174V167H175V168H174V169L171 168L172 170H171V169H167V168H165V169L168 170V173H167V172H165V171H167V170H163V171H161V170L164 168V165H163V168H161V170L158 169V168L161 167V166H160V167H159V166L157 167V165L160 163V162L158 161L157 165L155 164L157 170H160V171H161V172L159 173L160 181H159V179H158V181H159V182L162 181V182L164 183L165 186L163 185L162 182H161V183H158L157 180H155L154 177H153V178H154L155 181H152L153 179L151 180V176H149V179H150V180H149V183L146 182L147 186H148V184H149V186H148L147 188H149L150 186H151V187H154L155 185H158V184H160V185L162 184L165 188H167L166 185H167V186H168V185H172V186L174 185L175 188H176V186H177V181H178V180L181 181V182L179 181L178 183H181V184L184 183V184H185V183L187 182V183H188L187 185H189L190 183H189L188 181H185V180H184L185 182L182 181V177H183V178H189L187 175H186V177H184V175L187 174L188 171H191V172H192L193 170H196V169H197V168H193V169L190 170V168L193 167V163H194L193 161L190 162ZM226 160H227V159H226ZM259 160H260V163H263V162H261V161H263V160H261L260 158H259ZM259 160L257 159V161H259ZM66 161H67V160H66ZM70 161H71V160H69L68 162H70ZM76 161H77V160H76ZM78 161H79V159H78ZM82 161H83V160H82ZM82 161H81V162H82ZM86 161H87V160H86ZM118 161H120V160H118ZM162 161H163V163H164V160H162ZM162 161H161V163H162ZM166 161H167V159H166ZM176 161H177V160H176ZM181 161H182V160H181ZM181 161H180V162H181ZM204 161H203V162H204ZM248 161H249V160H248ZM253 161H254V160H253ZM253 161H252V162H253ZM68 162H67V164H68ZM73 162H74L75 164H74V163H71V162H70V163H71V164H74L75 167L78 166V165L81 163V162H80L78 165H76L75 160H73ZM83 162H84V161H83ZM83 162H82V164H83ZM88 162H89V160H88ZM90 162H93V163H94V161H90ZM169 162L172 163V162H174V161L171 160V161H169ZM178 162H179V161H178ZM178 162H177V163H178ZM201 162H200V163H201ZM209 162H208V164H209ZM215 162H213L214 165H215ZM219 162H217V163H219ZM225 162H227V161H225ZM254 162H256V161H254ZM77 163H78V162H77ZM96 163H97V165L100 164V163H98V161H96L95 164H96ZM171 163H170V164H171ZM200 163H199L198 165H200ZM210 163H211V162H210ZM222 163H224V162H222ZM222 163H221V167L226 166L225 164H224V166H222ZM250 163H251V162H250ZM82 164H80V165H82ZM84 164H85V163H84ZM107 164H106V165H107ZM114 164H115V162H114ZM172 164H173V163H172ZM191 164H192V165H191ZM196 164H194V165H195V167H198V169H197L196 171L192 172L193 174H197V173L199 174L198 171L201 170L202 168L204 169V164H206V163H203V164L201 165L202 168H201L200 166H198V165L196 166ZM232 164H234V163L232 162ZM254 164H255V163H254ZM257 164H258V163H257ZM257 164H256V165H257ZM106 165H105V166H106ZM109 165H108V167H109ZM111 165H113V163H112ZM111 165H110V166H111ZM161 165H162V164H161ZM206 165H207V164H206ZM206 165H205V169H206ZM210 165H212V163H211ZM210 165H209V167H211ZM214 165H213V167H214ZM219 165H220V164H218V166H216V165H215V166H216V168L219 167V169H221ZM256 165H255V166H256ZM259 165H260V164H258V166H259ZM70 166H72V165H70ZM88 166H89V163H88ZM93 166H94V165H93ZM95 166H96V165H95ZM166 166H171V167H172L173 165H169V164H167ZM176 166H177V167H176ZM227 166H228V165H227ZM248 166H249V165H248ZM250 166H251V168H252L253 165H250ZM262 166H263V164L261 165V167H262ZM58 167L60 168V166H57V167H55V169L58 168ZM68 167H69V165H68ZM81 167H82V166H81ZM106 167H107V166H106ZM154 167H155V166H153V169H152V170H154ZM199 167H200L201 169H199ZM207 167H208V166H207ZM209 167H208V168H209ZM213 167L210 169V172H211L212 169H214ZM228 167H229V166H228ZM238 167H241V166H238ZM259 167H260V166H259ZM261 167H260V168H261ZM263 167H264V166H263ZM263 167H262V168H263ZM59 168H58V169H59ZM70 168H71V167H70ZM70 168H69V170H70ZM84 168H85V166H84ZM156 168H155V172L157 171ZM208 168H207V170H208ZM224 168H225V167H224ZM224 168H222V169H224ZM226 168H227V167H226ZM226 168H225V169H226ZM231 168H232V167H230V170H231ZM242 168H243V167H242ZM251 168H250V169H251ZM255 168H256V167H255ZM262 168L260 169V173H261V170L264 169V168H263V169H262ZM75 169H77V168H75ZM78 169H79V167H78ZM78 169H77V170H78ZM81 169H82V168H81ZM91 169H92V168H91ZM178 169H177V170H178ZM222 169H221V170H222ZM225 169L223 170V172H221V171L218 170V168H217V170H218L219 172H217V170H216L215 172L218 173V175L215 177V176L212 175V174H214L215 172L212 173V174H211L212 177H211V178H208V180H205V181H207V182H205L204 185H209V188H210V186L212 187V186L215 185L214 187L217 188L216 186L219 185V184H217V183H219L218 180H220V179L223 177L222 175L225 174L224 177L227 175V174H226L227 169H226V171H225ZM233 169H234V166H233ZM240 169H241V168H240ZM13 170H14V168H13L12 170H11V169H10V170H7V173H8V174L10 173L8 176H7V173H6V177H7V179H8V177H12V175H13L14 173H15V175H16V169H15V172H14ZM32 170H33V171H36V170L33 168V169H31V171H29V172H28V170H27V172L30 173V175H29L27 172L23 175V176H25V177H24L25 180H28V179L30 180V182L28 181L30 184H29L27 181H25V182H27L26 184H24V183L21 184V182H24V180H23L22 178H20V176H18V177H19L18 180H19L20 183H18V182H17L18 180H16V179H17V176H16V178H15V180H14V177H15L14 175H13V177H12L13 180H14L13 183H11V181H10V180H12L11 178H10V180H7V179H6V180L8 181V184L10 185V183H11V185H12V186H9V185H8L9 187L6 185V186H7V189L4 190V188H2V190H4V191H3V192L1 191V193H0V194H4V193H6V194H4V195H0L1 197L3 196L2 199L4 198V199L7 200L6 203H7V202H8V203H9V202H12V204H13V201H12L13 198L15 197V195L18 196V195L21 193L22 188H23V189H26V188L29 187L28 189H26V191H28V192H30V190H32V189H30V188L32 187V183H31L32 179H30V177H31V176L33 177V175H35V173H33ZM71 170H72V169H71ZM77 170H76V171H77ZM83 170H84V169H82V172H84L86 169H85L84 171H83ZM126 170H127V169H126ZM126 170H124V173H126ZM170 170H171L172 172H171ZM214 170H215V169H214ZM214 170H213V171H214ZM235 170H236V172H235L236 174H240V172H239V173L237 172V171H239V169H235ZM251 170H252V169H251ZM8 171H9V172H8ZM10 171H12V172H10ZM56 171H59V170H56ZM60 171H62V170L60 169ZM64 171H63V172H64ZM67 171H68V170H67ZM76 171H75V172H76ZM129 171H131V170L129 169ZM129 171H127V172H129ZM169 171L171 172V174H172L173 171H174L173 175H175V176L172 177L171 174L169 173ZM186 171H187V172H186ZM202 171H204V170H202ZM205 171H206V170H205ZM205 171H204V172H205ZM233 171H234V170H233ZM233 171H231V173H230L231 176H232V172H233ZM240 171H241V173L244 172V173H246V175H248L247 177H244L243 175H245V174L243 173L242 177L245 178V181L247 180L246 178L249 177V179L247 180L249 183H251V182H252V183L255 182L254 180L257 179L256 175L260 174L259 172H257V170H254V172H257V173H255L256 175H253V176H251V175L253 174V172H252V174H250V173L248 172V171H249L248 169H247V172H245L246 170H244V169H242V170H240ZM72 172H73V171H72ZM88 172H89V170H88ZM158 172H159V171H158ZM182 172H183V174H182ZM191 172H190V174L192 175ZM210 172H207V171H206V172H205L206 175H204L203 172L200 171V173H202L203 176H207V177H208V175H209V174H207V173H210ZM262 172H263V171H262ZM11 173H12V175H11ZM31 173H32V174H31ZM57 173H61V172H57ZM84 173H85V172H84ZM122 173H123V172H121V174H122ZM124 173H123V174H124ZM130 173H131V172L126 173V175H125V174H124V175L127 176V175H129ZM147 173L151 174L150 172H147ZM163 173H167V175H165V174H163ZM216 173H215V174H216ZM221 173H222V175H221ZM228 173H229V170H228ZM233 173H234V172H233ZM73 174H74V172H73ZM87 174H88V173H87ZM123 174H122V176L125 177ZM149 174H148V175H149ZM152 174H153V171H152ZM154 174H155V173H154ZM160 174H162V176H160ZM180 174L182 175V177H180ZM190 174H189V172H188V175H190ZM215 174H214V175H215ZM263 174H264V173H263ZM263 174H262V176H261V177H263L262 179H264V175H263ZM28 175H29L30 177H29ZM60 175H62V173H61ZM63 175H65V174H63ZM66 175H67V172H66ZM81 175H82V174H81ZM148 175L146 174V178H147V179H148ZM157 175H158V173H157ZM163 175H164V176H163ZM168 175H169V176H168ZM199 175H200V174H199ZM199 175H196V176H199ZM219 175H221V178L219 177ZM234 175H235V174H234ZM23 176H22V177H23ZM82 176H83V175H82ZM152 176H153V175H152ZM170 176H171L173 179H171ZM231 176H230V179H233V177L231 178ZM237 176H238V175H237ZM240 176H241V174L237 177V179H238V178L240 179ZM27 177H28V178H27ZM32 177H31V178H32ZM161 177L163 178V180H162ZM166 177H167V178H166ZM175 177H176V179H178V180H177V181L175 182V184H174V181H173V180H174ZM190 177H191V176H190ZM193 177H194V176H193ZM193 177H191L192 180H193ZM200 177H201V176L198 177L199 180L202 179V178H200ZM224 177H223V178H224ZM226 177L228 178L229 176H226ZM235 177H236V176H235ZM251 177H256V178H255V179L253 178V181H252V179H251V182H250L249 180H250ZM156 178H158V176H156ZM169 178H170V179H169ZM191 178H190V179H191ZM203 178L206 179L205 177H203ZM215 178H217V180H216ZM219 178H220V179H219ZM258 178H260L259 175H258ZM78 179H79V177H78ZM195 179H197V178L195 177ZM195 179H194V181H195ZM230 179H229V180L227 179L226 181H230ZM239 179H238V180H239ZM242 179H243V178H242ZM242 179H240V180H242ZM13 180H12V181H13ZM20 180H21V181H20ZM165 180H166V181H165ZM170 180L173 181V183H172ZM186 180H187V179H186ZM214 180H215V181H214ZM223 180L225 181V179H223ZM234 180H235V178H234ZM234 180H233V181H234ZM240 180H239V182H240ZM243 180H244V179H243ZM243 180H242V181H243ZM259 180H261V178H260ZM151 181H152V182H151ZM164 181H165V182H164ZM189 181H190V180H189ZM196 181H197V180H196ZM196 181H195V182H196ZM216 181H218V182L215 183ZM220 181L222 182V179H221ZM242 181H241V182H242ZM245 181H244V182H245ZM247 181H246L245 183H248ZM81 182H82V181H81ZM156 182H157V183H156ZM166 182H169V183H166ZM195 182H194V183H195ZM202 182H203V181H202ZM221 182H220V183H221ZM231 182H232V181H231ZM235 182H237V184L239 183L238 181H235ZM15 183H17L18 185H16ZM150 183H151V184H150ZM154 183H155V185L153 186L152 184H154ZM165 183H166V184H165ZM191 183H193V181H192ZM196 183H197V182H196ZM196 183H195V184H196ZM198 183H199V181H198ZM198 183H197V184H198ZM222 183H223V182H222ZM224 183H225V182H224ZM229 183H230V182H229ZM256 183H257V184L259 183L260 186H257V187L260 189V187L263 186V184H264V180L261 181V183H263V184H260V182H256ZM256 183H253L254 186H256V185H255ZM20 184L23 185V186H20ZM28 184H29V185H28ZM45 184H46V183H45ZM74 184H75V183H74ZM82 184H83V183H82ZM82 184H78V185H80V186H79L80 188L77 186V184H75V190H74V193L72 194V195H76L77 197L75 196V198H76V199L78 198L79 200L81 199V198H79V196L82 197V196H81V192H82V189H83L82 187H84ZM100 184H103V183H100ZM144 184H145V183H144ZM144 184H143V185H144ZM146 184H145V185H146ZM184 184H183V185H184ZM200 184H201V182L199 183V185H200ZM216 184H217V185H216ZM225 184H226V183H225ZM237 184H236V187L238 186ZM242 184H243V183H242ZM242 184H241V186H242ZM14 185H15L14 190H16V188H18L17 186H20V189L18 188L16 191H14V190L12 189ZM25 185H26V186H25ZM30 185H31V187H30ZM81 185H82V186H81ZM141 185H142V184H140V187L142 188L143 185H142V186H141ZM160 185L158 186V188H157L156 186H155L156 188H155V187H154V188H155V189H158V190L161 189V192H159V191L157 190V192L160 193V194L157 193V194H158V195H157V196H158L157 198L160 199L159 197H161V196H162V197H165V198H162V197H161L162 199H160V200L163 201V200L166 199V197L169 196L170 191H172L173 189L171 188V190H170L169 192H167V191H168V188H167V191H166V189L164 188V191H165V192H164L163 189H162L163 187H160ZM162 185H161V186H162ZM179 185H180V184H178V186H179ZM193 185H194V184H193ZM199 185H198V186H199ZM220 185H221V184H220ZM233 185H234V184H233ZM249 185L251 186V184H249ZM27 186H28V187H27ZM44 186H45V185L43 184V186H41L39 189H41L42 187H43V188H46V186H45V187H44ZM138 186H139V185H138ZM138 186H136V187L134 186L136 192H137V187H138ZM178 186H177V188H178ZM180 186H181V185H180ZM190 186H191V185H190ZM202 186H203V184H202ZM223 186H224V184L222 185V187H223ZM225 186H226V185H225ZM227 186H228V183H227ZM230 186H232L231 183H230ZM241 186H240V187H241ZM245 186H248V185H245ZM250 186L247 187V188H250ZM10 187H11V188H10ZM72 187H73V185L71 186V190L73 191V188H72ZM140 187H139L138 191H139V192L141 191L140 194H141V193H142V194L139 195V196H140L142 199L139 198V200H136L135 202L131 203V202L133 201L134 198H132V201H131L130 198H131V196L133 197V195H130V198H129V197H128V198H129V200H130L131 202L128 201L127 204L130 205V206H131L132 204H134L133 206H136V208H137V207L140 208L139 211L137 212V215H136V214H135V215L138 216V217H140V218L142 217V219H143L145 222H147V221H146V219H144V218H145L144 215H146L147 213H148V214L151 213V212H150L151 210H152V213H154V211H155L156 213H154V214H156V215L154 216V219H156L155 217L159 218V219H157V220L155 221V222H157V224H158V225H157V224H156V225L159 226V228L161 227V228H160L161 230L158 228L159 230L156 229V232L158 231L160 234L154 232V231H155V228H156V225H155V228H153V229H154L153 231H152V230H148V231H150L151 233L148 232V231H147V232L144 231L143 229H145V228L142 227V226L144 225V224H143L144 221L141 220L140 218H139L140 221H141L140 224H143V225H141L140 227H137L136 224H135V223H139V222H140L139 220H138V222H136V221H137V220H136L135 223H134V221L132 220V222L134 223V224L132 223V224L134 225V227H133V225H132L131 222H130V219L133 218V217L130 216V218H129V220H128L129 222H128V221H127V219H128V215L125 216L126 214L124 215V216H125V217H124V216H122V214L120 213L121 215H120V214H119V215H120L121 217H120V218L118 217V220H119V219L121 220V218L123 217V219H122L123 222H124L123 224H125V221H126V223H127V222L130 223V224L132 225V227H131L130 229H129V227H130L131 225H130V226H127L128 223H127L125 226L128 227V229H129L128 231L131 230V233H132V231H134V233L138 232V229H139V232H141L140 229L142 228V230H143L142 232H144L145 235H147V236H149L148 233H150V234H155V236H158V235L161 236V235H162L161 237H166L165 234H166V232H168V227H167V225H164V224H165L164 220L166 219L165 221H167V218H166V217H164L165 219L161 218L162 216H164V215H163L164 212H162V211L165 210L166 207H167L168 209H171L172 207H174V205H177V207H178V206L180 207V204L177 203V202L179 201V198H178V201L175 200V199H177L176 197H179V195L175 196V199H174L175 201L173 200V198L169 197V198H170V201L167 200V201H169L168 203L171 202V203L173 204V202L171 201V200H173V201L176 202L177 204L174 203L173 206H171V203H170V206H168L166 200L163 201V203H162L161 201H159L158 199H156V197H155L156 192H154L155 195H154V193H152L153 190L155 191L154 188H152L153 190H152L151 188L148 189V190H146V191H147V194H146V195H148L149 193H150V194H153L152 198H151L150 195H148L147 197H148V198H151V199H148L147 197H144L145 194H144V196H143V192L145 193L144 190L147 189V188L142 189V190H143V192H142V190H140V189H141ZM145 187H146V186H145ZM159 187H160V188H159ZM168 187H170V186H168ZM181 187H183V186H181ZM181 187H180L179 189H181ZM184 187L189 188L188 190H186V191H188V192H189V190H191V187H187L186 185H184ZM195 187H196V185H195ZM200 187H201V185H200ZM200 187H199V189H200ZM204 187H205V186H204ZM204 187H203V188H204ZM206 187H208V186H206ZM232 187H233V186H232ZM234 187H235V185H234ZM242 187H243V186H242ZM257 187H256V188H257ZM263 187H264V186H263ZM8 188L10 189V191H8ZM65 188H66V187H65ZM67 188H68V187H67ZM76 188H77V189H76ZM78 188H79L81 191H80ZM81 188H82V189H81ZM175 188H174V189H175ZM177 188H176V189H177ZM192 188H194V187L192 186ZM201 188H202V187H201ZM215 188H214V189H215ZM219 188H220V187H219ZM219 188H218V189H219ZM228 188H230V187H228ZM244 188H246V187H244ZM244 188H238V189H236V188H235V189L232 188V189H234L233 191H232V189L230 188L231 190L228 189L229 191L226 190L225 194H224V193H223V194L225 195V197L228 196V198H229L230 196L232 197V196L235 195V194H237V196H241V194H243V193L245 192V191L243 192V189H244ZM247 188H246V189H247ZM258 188H257V189H258ZM261 188H262V187H261ZM11 189H12L14 192H13V191L11 192ZM125 189H126V188H125ZM125 189H124V190H125ZM129 189H131V187H130ZM169 189H170V188H169ZM176 189H175V190H176ZM206 189H208V188H205V190H204V189H201V190L209 191L211 188H210L209 190H206ZM221 189H222V188H221ZM224 189H225V187H224ZM246 189H244V190H246ZM250 189H251V188H250ZM252 189H253V186H252ZM257 189H256V190H257ZM259 189L257 190L258 194H259V192H260ZM6 190H7V192H9L8 195H7ZM18 190H19V192H18ZM41 190L45 191L44 189H41ZM66 190H69V189H66ZM76 190H78V194H77V191H76ZM131 190H133V186H132V189H131ZM135 190H133L132 193H133V192L135 193ZM150 190H152V191L149 192ZM177 190H178V189H177ZM177 190H176V192L179 191V190H178V191H177ZM181 190H182V189H181ZM211 190H212V189H211ZM215 190H217V189H215ZM237 190H238V191H237ZM241 190H242V192H240ZM248 190H249V189H247L246 191H248ZM254 190H255V189H253L252 191H254ZM24 191H25V190H24ZM24 191H23V192H24ZM38 191H39V190H38ZM64 191H65V190H64ZM72 191H71V192H72ZM162 191H163L164 193H163ZM196 191H197V189H196ZM196 191H195V193H196V194L198 193V195H199V194L201 195V193L203 192V191H202V192H201V191H199V192L197 191V192H196ZM223 191H225V190H223ZM236 191H237V193H236ZM250 191H251V190H250ZM262 191H264V190H262ZM23 192H22V193H23ZM41 192H42V191H41ZM65 192H66V191H65ZM69 192H70V191H69ZM71 192H70V193H71ZM83 192H84V193H83ZM83 192H82V194H83V198H85V195H86L85 188H84V191H83ZM166 192L169 193V194H168V195L165 194ZM184 192H185V191H184V188H183V193H184ZM191 192H192V190H191ZM191 192H190V196H191V194H192ZM200 192H201V193H200ZM209 192H210V191H209ZM209 192H208V193H207V192H203L202 196L205 195L206 193H207V194H210V193H211V192H210V193H209ZM212 192H213V190H212ZM216 192H218V191H216ZM227 192H228V195H226ZM229 192H230V193H229ZM234 192H235V194L232 195V193H234ZM239 192H240L241 194H239ZM12 193L14 194V197H13ZM18 193H19V194H18ZM62 193H63V191H62ZM75 193H76V194H75ZM132 193H131V194H132ZM161 193H162V195H161ZM173 193L175 194V192H172L171 195H173ZM185 193H186V192H185ZM195 193H194L193 195H196ZM219 193H221V192L219 191ZM249 193L252 195V193L248 191L247 194L245 193V194L247 195L245 198H244L243 196H241L240 198H238V197H236V198L242 200V197H243V199L246 200V199L250 196ZM254 193H255V192H254ZM260 193H261L260 197H262V195L264 196V194H262V192H260ZM24 194H25V196H26V195H28L29 193L26 194V192H25V193H23V196H22V194H21V195H19V197L23 199V198L25 197ZM66 194H68V192H67ZM136 194H138V192L135 193V195H136ZM177 194H181V195H182V193H179V192H178ZM187 194H189V193H187ZM211 194L213 195V194H216V193H211ZM223 194L221 193V194H219V196L221 197ZM230 194H231V195H230ZM248 194H249V195H248ZM255 194H256V193H255ZM5 195H6V196H5ZM70 195H71V194H70ZM160 195H161V196H160ZM164 195H165V196H164ZM181 195H180V196H181ZM193 195H192V196H193ZM198 195H197V197H198ZM212 195H209V197L212 196ZM243 195H244V194H243ZM253 195H254V194H253ZM7 196H8V197H9V196L11 197V198L9 197L10 201H9V199H8ZM68 196H69V195H68ZM136 196H137V195H136ZM136 196H135V197H136ZM139 196H137V197H139ZM149 196H150V197H149ZM173 196H174V195H173ZM173 196H172V197H173ZM184 196H186V195H184ZM184 196H183V198H184ZM202 196H201V197H202ZM207 196H208V195H207ZM207 196H205V198H206ZM214 196H215V195H214ZM217 196H218V194H217ZM217 196H215V197H217ZM255 196H256V195H255ZM255 196H251L253 201L256 200V199L254 200V198H253V197H255ZM12 197H13V198H12ZM71 197H72V196H70V198H71ZM181 197H182V196H181ZM195 197H196V196H195ZM201 197H200V199H202V200H200V201L205 202V200H207V199L203 200V198H201ZM220 197H219L218 199H219V201L221 202L222 199H221ZM223 197H224V196H222V198H223ZM231 197H230V199H233V197H232V198H231ZM128 198H127V200H128ZM169 198H167V199H169ZM186 198H187V199L184 198L186 201H187V200L190 201V197L186 196ZM191 198H192V197H191ZM198 198H199V197H198ZM210 198H211V197H210ZM213 198H214V197H213ZM249 198H250V197H249ZM249 198H248V199H249ZM71 199H74V197L71 198ZM135 199H136V198H135ZM143 199H145L146 201H147V199H148V200H155V201L158 200V201H156V202L161 203V206H162V204H165V203H166V204H165V207H161L160 205L158 206L157 204H159V203H155V201H153L155 204H154V203L152 204L151 201H147V202H146V201H144ZM211 199H212V198H211ZM220 199H221V200H220ZM226 199H227V197L224 198L223 200H224L225 202L228 201V200H230V199H228V200H226ZM238 199H237V200H238ZM250 199H251V198H250ZM250 199H249V200H250ZM82 200H83V203H85V204H86V202H87V204L84 205V207H79L80 205H79V206L77 205L79 201H78V202L76 201L77 204L73 201L74 204L79 208V210H77V209H78L77 207L74 209L75 206H74V204H73V202H72V205L74 206L73 208L70 207V208L72 209V212H73V211H74V212L78 211L79 214H78V212H76V213H77V214L75 213V214L77 215V216H76L74 213H72V212L70 211L71 209L69 208V209H70V210H69V211H70V212H69V216H70V214L72 213L71 216H70L71 218L69 219V221H67V220H65V221H66V222H69L68 225H71V228L68 227L67 224H66L65 227H66V228L68 227L67 229L70 228V230H71V229H72V226H73V229H72V230H74V226H75L74 223L77 222V223H75V224H77V226H75V227H77V228L79 229V231H81V230H82V229H81V228H82V225H80V224L83 223V221L81 220V218H83V220H84L85 216L88 215V214H89V218H88V216H86V218H88L89 221H91V222L87 221L88 224L91 225V223H95L96 221H98V223H99V219H98V218H101V217H98V218L96 217L95 219H97V220H95V219L92 217V216H94V215H96V214H98V213H94V212H91V211H90V212H91V213H90L89 210H88L89 213L87 212L86 215H85L84 213H82V216L85 215L84 217H81V218L79 217V219H80V221H81L82 223L78 224V222H80V221H79V220L77 221V218H78V216L81 215V214H80V213H81V212H80V208H81V210L84 209L83 212H85V211H86L85 209H87L86 206H87L88 203H89V202L87 201V199H86V201H85L84 199H82ZM124 200H125V201H124ZM124 200H123V201L126 202V199H124ZM140 200H141V201H140ZM185 200H182V201H185ZM198 200H199V199H198ZM212 200H214V199H212ZM212 200H210V202H212ZM223 200H222V204L220 203L221 206H223V204L225 203ZM233 200H235V198H234ZM252 200H251V201H252ZM48 201H49V199H48ZM139 201H140V202H139ZM143 201H144V204L141 203V202H143ZM208 201H209V200H207V202H208ZM239 201H240V200H239ZM246 201H248V200H246ZM4 202H5V201H4ZM137 202H139V203H137ZM145 202H146V203H145ZM149 202H151V203H149ZM179 202H180V201H179ZM187 202H188V201H187ZM187 202H186V203H187ZM191 202H192V201H191ZM235 202H236V200H235ZM47 203H48V202H47ZM49 203H50V202H49ZM130 203H131V204H130ZM140 203L143 204V205H141ZM180 203L183 204L184 202H180ZM189 203H190V202H189ZM189 203H187V204H189ZM213 203H214V202H213ZM217 203H218V204H217ZM217 203L214 204V205H215V206H216V205H219V202H217ZM238 203H239V202L237 201V204L234 205V207H235V206H238ZM244 203H245V202H244ZM246 203H247V202H246ZM255 203H256V202H255ZM263 203H264V202H263ZM12 204H11V203H10V204H7L6 211H7L8 209L10 210V208H9L8 206H9V205L12 206ZM79 204H80V203H79ZM121 204H123V202H122ZM137 204H138L139 206H138ZM147 204H148V205H147ZM149 204H150V205L152 204V205H151L152 207L149 206ZM178 204H179V205H178ZM202 204H203V203H202ZM204 204H205V203H204ZM207 204H209V202L206 203V205H207ZM249 204H250V202H249ZM257 204H258V203H256V205H257ZM259 204H260V203H259ZM259 204H258V205H259ZM4 205H5V207H6V204H5V203H4ZM67 205L69 206V204H67ZM72 205H71V206H72ZM81 205L83 206L82 203H81ZM124 205H126V204H124ZM155 205H156V207L158 206L160 209H159V210H158V208L156 209V208H155ZM183 205H184V204H183ZM185 205H186V204H185ZM211 205H213V204L211 203ZM214 205H213V206H214ZM220 205H219V206H220ZM244 205H246V204H244ZM244 205H243V203H241V204H239V206L236 207V208H238V209H239L240 207L243 208ZM141 206H142V207H141ZM146 206H149V207L151 208V209L149 208L150 210H149V212H147V213H146V211H148V207H146ZM153 206H154V207H153ZM163 206H164V205H163ZM207 206H208V205H207ZM219 206H217V208H218ZM247 206H248V204H247ZM262 206H264V205H262ZM5 207H3V209H4ZM128 207H129V206H128ZM128 207H127V210H129V208H130V207H129V208H128ZM145 207H146V208H145ZM170 207H171V208H170ZM179 207L176 208V209H179V210H180ZM211 207H212V206H211ZM211 207H210V208H211ZM232 207H233V206H231L230 208H232ZM245 207H246V206H245ZM11 208H12V207H11ZM66 208L68 209V207H66ZM134 208H135V207H134ZM136 208H135V210H136ZM142 208H145L144 211H145L146 214H144V212H142V211H143ZM152 208H153V209L155 208L154 211H153ZM163 208H164V209H163ZM167 208H166V210L168 211ZM182 208H183V207H181V209H182ZM213 208L215 209V207H213ZM217 208H216V209H217ZM227 208H229V207H227ZM242 208H241V209H242ZM255 208H256V207H255ZM260 208H261V206H260ZM162 209H163V210H162ZM173 209H174V208H173ZM176 209H175V210H176ZM211 209H212V208H211ZM243 209H244L245 211L247 210V209H245V208H243ZM248 209H249V207H248ZM250 209H251V208H250ZM4 210H5V209H4ZM157 210H158V212H159L160 210H162V211H160L161 213L159 214V213L157 212ZM176 211H178V210H176ZM176 211H174V214L171 215V216H174V215H176V214L178 215V213H177ZM249 211H250V210H247L246 212L250 213ZM7 212H8V211H7ZM65 212H66V211H65ZM102 212H103V211H102ZM102 212H101V213H102ZM104 212H105V211H104ZM104 212H103V213H104ZM120 212H121V211H120ZM124 212H126V211H124ZM127 212H128V211H127ZM131 212H132V211H131ZM139 212H142V213L140 214ZM165 212H166V211H165ZM67 213H68V210H67ZM67 213H62V214H67ZM92 213H93V214H92ZM106 213H107V218H105L106 216H105V217L102 216V215H105ZM111 213H113V212H111ZM114 213H115V212H114ZM116 213H118V212H116ZM116 213H115V214H116ZM132 213H136V212L133 211ZM168 213H169V211H168ZM109 214H110L109 212H105V213L102 214V215H101V214H98V216H102V218L104 217V218H103L104 220H105V219L108 220V221H105L106 223H105V227H104L103 231L106 230V227H107V230L104 231V233H102L103 235H101V236H104V235H107V234H113V238H114V240H117V238H118V240H120V242H123V243H124L125 240L123 241V239H122V241H121V239H119V238H120L121 236H123L122 238L125 237L124 235H125V233H126L127 230L123 232L124 235H122V230L126 229L127 227H126V228H125L124 226L121 227V226L123 225V224L121 223L122 220H121V221H120V220H119V221H118V220H114L115 218H113V217H115L117 214H116L115 216H113L114 214H113V215L111 214V217H110V220H109V219H108V215H109ZM127 214H128V213H127ZM139 214H140L141 216H140ZM241 214H242V215L244 214V217L247 216V215H245V213H243L242 211H241ZM250 214H252V213H250ZM55 215H56V213H55L54 215H51V216L54 218ZM72 215L75 216L74 218H75L76 220L73 221V222L71 223V220H72V219L74 220V218H72ZM90 215H91V216H90ZM129 215H130V214H129ZM157 215L160 216V217H158ZM165 215H166V214H165ZM230 215H231V214H230ZM3 216H4V215H3ZM3 216H2V217H3ZM5 216H6V217H3V222H4V219H5V218H6V219H7V217L10 218V216H8V215H5ZM61 216H62V215H61ZM61 216L57 215V217H59V218H61ZM112 216H113V217H112ZM132 216H134V215H132ZM136 216H135V218H137ZM240 216H241V215H239L238 217L240 218ZM248 216H249V215H248ZM0 217H1V216H0ZM44 217H45V220H46V218H49V217H46V216H44ZM94 217H95V216H94ZM143 217H144V218H143ZM168 217H169V215H168ZM228 217H229V216H228ZM230 217H232V215H231ZM241 217L243 218V216H241ZM11 218H12V217H11ZM25 218H29V216H26ZM59 218H56V219L58 220V222H59V220L63 219V218H61V219H59ZM67 218H68V214H67ZM90 218H91L92 220H94V221L90 220ZM111 218H113L112 220L115 221V222L118 221V222H116V223H119V224L121 223V225L118 226V225H115V223L113 222V224H114L116 227L118 226L117 228H120V227H121V228H120L121 230L118 229V230H120V232H117V228H116V230H114L116 233H115L114 231H112V229H110L109 221H111ZM125 218H127V219H125ZM205 218H206V217H205ZM246 218H247V217H246ZM6 219H5V222H6L7 220L9 221V219H7V220H6ZM88 219H87V220H88ZM161 219H162V221H163L164 223L161 222V221H158V220H161ZM170 219H172V217H171ZM170 219H169V220H170ZM193 219H194V218H193ZM230 219H231V218H230ZM0 220H2V218H1ZM11 220H12V219H11ZM47 220H48V219H47ZM47 220H46L45 222H47ZM49 220H50V219H49ZM101 220H102V219H100V221H101ZM124 220H125V221H124ZM147 220H148V219H147ZM169 220H168V221H169ZM238 220H239V219H238ZM245 220H246V219H244V220L242 219V221H245ZM247 220H248V219H247ZM51 221H52V220H51ZM51 221H49V223H50ZM61 221H64V220H61ZM65 221H64V222H65ZM85 221H86V219L84 220V222H85ZM240 221H241V218H240ZM0 222H1V221H0ZM40 222H41V221L39 220V223H40ZM43 222H44V221H43ZM55 222H56V221H55ZM107 222H108V223H107ZM148 222H149V223H150V222L152 223V222H153V219H152V221H151V219L148 220ZM160 222H161V225H159ZM59 223H61V222H59ZM70 223H71V224H70ZM85 223H86V222H85ZM85 223H84V224H85ZM101 223H102V222H101ZM101 223L98 224L99 226H97V223L94 224V227H92V226H93V224H92V226H90V228H89V226H86V225H88L87 223H86L85 225H83V227H84V226L87 227V228L84 227L85 229H87V230L89 229L88 231H90V233H88V231L85 230V231H87V234H86V236H85V235H83L82 232H81V234H82L83 236H85V237H84V239H83V238L81 239V237H79V238H80V239H79L78 236H77L78 239H74L76 242H74V240L72 241V239H73V237L76 238V236H74V235H76V234H78V233H80V232H79L78 229L76 228L75 231L72 232V233L76 232V234H72V233H70V234H72V236H71L72 238L70 237L71 241H70V239H69V242H72L73 244L76 243V244H74V245H75V246H74V247H75V250L73 249L74 247L72 246V243H71V245H70V246L72 247V249H70V250H71V251L74 250V251L76 252V250H77V249H76L77 244H81L80 242H82V240L85 241V240H87V239H89V242H90V239H91V240L94 239V240H92V241H95V240H96V242L98 241V242H97L98 244H97L96 242H95V243L99 246L98 248H100V245L102 244V243H100V242H103L104 240H106V241L109 240V239H107V236H105L106 239H104V240H103V238H105V237H101V236H100L102 240H100V238H98V234H100L101 232H103V231H100V230H102L101 228L99 229ZM103 223H104V221H103ZM110 223H112V221H111ZM149 223H148V224H149ZM162 223H163V224H162ZM194 223H195V222H194ZM194 223L192 224V222H191V220H190V223H189L190 225L188 224V225L190 226L189 228H191V229H192V228H193V229H196L197 227H198V228L200 227V226H198V224H197V227L194 228L193 225H196V224H194ZM243 223H245V222H243ZM246 223H247V222H246ZM2 224H4V223H2ZM2 224H1V225H2ZM41 224H42V223H41ZM47 224H48V223H47ZM47 224H46V226H47ZM52 224H53V223H52ZM52 224H51V225H52ZM72 224H73V225H72ZM107 224H109V225H107ZM113 224H112V225H113ZM154 224H155V223H154ZM238 224H239V223H238ZM7 225H9V223H7ZM7 225H6V226H7ZM19 225H20V224H19ZM78 225H79V226H78ZM95 225H96V228H98V230H99L100 233L97 232L98 230L94 229V228H95ZM114 225H113V226H114ZM201 225H202V224H201ZM231 225H234V224H231ZM4 226H5V224H4ZM20 226H21V225H20ZM35 226H37V225H35ZM42 226H43V225H42ZM46 226H45V227H46ZM48 226H50V224H48ZM52 226H53V225H52ZM56 226H57V225H56ZM58 226H59V225H58ZM62 226H64V225H62ZM103 226H104V224L102 225V228H103ZM108 226H109V229H108ZM113 226H111V227H113ZM138 226H139V225H138ZM205 226H206V224H205ZM239 226H240V227H239V229H240L241 226H243V224H239ZM245 226H246V225H244V227H245ZM15 227H16V226H15ZM23 227H25V228H23ZM60 227H61V226H60ZM60 227H59V228H60ZM79 227H81V228H79ZM136 227H137V229H136L137 231L135 232V228H136ZM153 227H154V225H153ZM164 227H167V229L164 228ZM202 227L204 228V225H203ZM207 227H208V226H207ZM207 227H206V228H207ZM236 227H238V225H237ZM1 228H3V225L0 226V230H1ZM7 228H11V227L8 226V227H6L5 229L3 228V229L1 230V232H2L3 230L6 232V231L8 230ZM16 228H17V227H16ZM16 228L12 227V228L10 229L11 231L14 229V231L11 232V236H10V230L7 231V232L9 233V236H10V237H9V236H6L7 232L4 233V231H3V233H4V238L6 239V237H7L8 240H7V239H6V240L4 239V241H1V242H2V243H6V244L8 245V246L6 245V247H9L10 242L13 241V243H12L11 245L14 246L15 248H14V247H12V248L9 247L10 249L7 248V249H8V250H7L6 247H5L4 249H1V248H3V247H0L1 251L4 250V251H2V252L0 251V253L4 254L5 251H6V253L4 254V257H5L4 259L7 260L8 258H10V259L7 260L8 262L5 263L6 261H5L4 259H2V256L0 255V256H1V258H0V260H1L0 262H1V263H0V264H4V263H5V264H15V262H16V264H21L22 262H24L23 260L26 261V262H24L25 264H26V263L28 264L30 261H31V263H29V264H33V263L36 264L35 261H38V260H37L38 258H36L38 255L33 256V253L36 254V252H37V254H38V249H39V248L37 249L36 247H34L33 249L35 250V248H36V250H35V252H33V253H31V252L33 251L32 249H29L30 251L32 250L31 252L28 251V250H26L27 248H26L25 246L28 247V245H27V244L25 245L24 243H25V242L28 243L27 240H28V241H29V240L32 241V242L29 241L30 244L33 243L34 241H36V243L34 242V244H36L37 247H39V246L41 247V248L39 249V252H40L39 256L42 255L43 258H41V256H40V261H38L37 263L41 262L42 259H43V261L41 262V264L45 262V261H44L45 259H47V261H48V263H49V260H50V259L48 260V257H49V258H50V256L55 257V256H53V255H50V256H49V254H50L49 251H50L51 249H53V247L56 248V246H54V245H55L54 243H56V242L52 241V240H54V238H53L54 236H51V235H50V234L52 233L50 229H52L53 227L50 228V229H49V227H48V229L50 230L51 233L48 234V236H46L47 238H45V236H42V235H47V234H46V230H45V228H44V230H45V234H44L43 229H41V230H42V231H41L40 228H39V232H38V229H33V228L30 229V228H27V226H24V224L22 225L21 228H19V227H18L17 229H16ZM22 228H23V229H22ZM26 228H27V229H26ZM34 228H35V227H34ZM36 228H38V226H37ZM54 228H55V226H54ZM57 228H58V227H57ZM66 228L64 229V227H63V230H61V229H59V230L64 231V230H67ZM84 228H83V229H84ZM91 228H92V229H91ZM122 228H124V229H122ZM132 228H134V229L132 230ZM150 228L152 229V227H150ZM162 228H164V230L166 229L167 231H164ZM186 228L189 229L187 226H186ZM186 228H185V229H186ZM206 228H205L204 230L201 229V228H200V229L203 230V232H205V231H206ZM214 228H215V227H214ZM218 228H219V227H218ZM218 228H215V229L217 230ZM234 228H235V227H234ZM234 228H232V229L234 230ZM6 229H7V230H6ZM24 229H26V233H25V234H26L27 236L24 235V233L22 232V230L25 232ZM32 229H33V230H32ZM48 229H47V231H48ZM114 229H115V227H114ZM147 229H148V228H147ZM147 229H146V230H147ZM187 229H186V230H187ZM191 229H189V230H191ZM193 229H192V230H193ZM228 229H229V228H228ZM232 229H231V233H233V235H235V234H234L235 231H237V233L239 232V230H238L237 228H236L237 230H235V231H232ZM244 229H246V230L248 231L247 228H244ZM244 229L242 228L241 230H244ZM15 230H16V231L18 230L17 235L20 234V236L18 235V236L20 237V239H19V237H17L16 234L14 233V232H16ZM59 230H54L53 233H54L55 231H58V232H55V234H57V235H55V236H58V235H59V237H61V235H62L61 233H64V232H61V231H60V234H59ZM91 230H93V232L95 231V232H94L95 234H94ZM108 230H109V231L111 230V231L114 232L115 234L112 233V232H109ZM192 230H191V232H189L190 234L193 232ZM196 230H197V229H196ZM207 230H208V228H207ZM218 230H219V229H218ZM241 230H240V231H241ZM246 230H244V231H246ZM20 231H21V233H20ZM107 231H108L109 233H108ZM128 231H127V234H130V233H128ZM161 231H162V232H161ZM163 231H164V232H163ZM174 231L177 232V233L175 234V236L178 234V232H179V234H182V233H183V235L185 234V231H184V232H183V231L181 232V230L179 231L178 229H175ZM174 231H173V233H174ZM198 231H200V230L198 229ZM221 231H224V228H223ZM221 231H220V232H221ZM225 231H226V230H225ZM228 231H229V230H228ZM244 231H243V232H244ZM247 231L244 233L245 236H244V235H241V234L243 233L242 231H241L242 233H239V234H240L241 236L246 237L247 234H248ZM27 232H28V234H27ZM30 232H31V233H30ZM42 232H43V233H42ZM77 232H78V233H77ZM96 232H97V233H96ZM106 232H107V233H106ZM139 232H138V233H139ZM180 232H181V233H180ZM187 232H188V230H187ZM200 232H201V231H200ZM200 232H199V233H200ZM207 232H208V231H207ZM214 232H216V231H214ZM229 232H230V231H229ZM12 233H14V235H13ZM36 233H38V235H37ZM47 233H49V231H48ZM83 233H86V232L83 231ZM117 233H118V234H117ZM134 233H133V235H134ZM146 233H147V234H146ZM161 233H165V234H161ZM169 233L171 234V231H170ZM189 233H187L188 235H187V234H185V235H186V236H189ZM0 234H1V233H0ZM22 234H23V235H22ZM39 234H40V235H39ZM66 234H67V235H66ZM68 234H69V231L67 230V233H66V231H65V233H64L63 236H64V237L66 236L67 238H69ZM70 234H69V235H70ZM88 234H89V236H88V238H87V235H88ZM92 234H94L95 236H96V234H97V239H98V240L95 239L96 237L92 236ZM116 234H117V236H116ZM120 234H121V235H120ZM127 234H126V235H127ZM140 234H141V233H140ZM140 234H139V235H140ZM157 234H158V235H157ZM193 234H194V233H193ZM196 234L198 235V232H196ZM201 234H202V232H201ZM214 234H215V233L211 234V236L214 235ZM239 234H237V235H239ZM2 235H3V234H2ZM35 235H36V236H35ZM52 235H54V234H52ZM78 235L81 236L80 234H78ZM90 235H91L93 238H90ZM114 235H115V236H114ZM119 235H120V237H119ZM130 235H131V234H130ZM139 235H138V234H135L136 239H137V237H138ZM142 235H143V234L140 235L141 237H138L139 240H142V239H143V236H142ZM145 235H144V236H145ZM167 235H168V234H167ZM185 235H184V236H185ZM191 235H192V234H191ZM191 235H190V236H191ZM197 235H196V236H197ZM229 235L232 237L231 234H229ZM237 235H236V237H237ZM25 236H26V238H25ZM28 236H30V237L28 238ZM32 236H33V238L35 239L34 241H33ZM34 236H35L37 239H36ZM38 236H39V238H38ZM49 236H50V237H49ZM83 236H82V237H83ZM147 236H145L146 238L144 237L145 240L148 239ZM151 236H152V235H151ZM151 236H150V238H151ZM168 236H169V235H168ZM168 236H167V238H168ZM172 236H174V235H172ZM192 236H193V235H192ZM214 236H215V235H214ZM230 236H229V237H230ZM241 236H240V238H241ZM8 237L11 238V239H9ZM15 237H17V239L19 240V242L21 241V239H23L24 241H22V242H20V243H18V241H17V243H18V244H17V243H16V240H17V239H16ZM23 237H24L25 239H24ZM40 237H41L42 240L40 239ZM64 237H62V238H60V239L55 237V238H56V241H57V244H58V242H61V241L64 239ZM111 237H112V236L110 235V238H111ZM116 237H117V238H116ZM130 237H131V236H130ZM132 237H134V236H132ZM153 237H154V236H153ZM153 237L151 238V243H150L149 245H147V243L150 242L149 240H147V241L145 242L144 239H143L142 241H140V243L142 242L141 244L138 243L139 240H138V241L135 240V241L137 242V245H138V244H139V246L141 245L140 247L136 245V242H134V243H135V244H134L132 241H131V242L129 241L131 244L133 243L132 245L130 244V248H132L131 250L134 251V250L137 249L138 247L141 248V247L143 246L142 249H139V250H138V251H140V253L142 252V256H143L144 251H141V250H143L144 247H145V245H142L144 242H145V244H146L147 246H150V247H152V249H155V248H153L154 245L152 244V243H153V242H152ZM161 237H160V239H161ZM169 237H170V236H169ZM194 237H195V236H194ZM234 237H235V236H234ZM244 237H243V238H244ZM1 238H2V236L0 237V240H1ZM12 238H13V240H12ZM30 238H31V239H30ZM49 238H50V239L53 238V239L50 240ZM115 238H116V239H115ZM127 238H128V236H127ZM134 238H135V237H134ZM141 238H142V239H141ZM150 238H149V239H150ZM171 238L173 239L174 237H171ZM190 238H191V237H190ZM215 238H216V237H214V238L212 237V240H213V239L215 240ZM232 238H233V237H232ZM58 239H59L60 241H59ZM124 239H125V238H124ZM130 239H131V238L126 239V240H127V242H126L127 245H129L128 240H130ZM156 239H157V237H156L155 239H153V240L155 241ZM158 239H159V238H158ZM158 239H157V241H155V242H158ZM174 239H175V238H174ZM193 239H194V238H193ZM193 239H192V240H193ZM2 240H3V239H2ZM37 240H38V241H37ZM46 240H48V242H49V241L54 242V243L52 244L53 247L50 246V245H51V242L48 243ZM77 240H78V241L81 240V241L78 243ZM99 240H100V241H99ZM131 240H132V239H131ZM161 240H165V238H164V239H161ZM166 240H169V239H166ZM182 240L184 241L185 239H184V238H183V239H179V242H180V241L183 242ZM232 240H233V239H231V242H233V244H234V242H236V241H235V240L232 241ZM236 240H237V239H236ZM238 240H239V237H238ZM242 240H243V241H242ZM244 240L247 241L248 238H247V240H246V239H241V240H239V241H238L239 244H237V245L242 247L243 245H241V244H242V243H245ZM5 241H6V242H5ZM42 241L44 242L43 245H45V246H43L42 244H40V242L42 243ZM92 241H91V242H92ZM106 241H105V242H106ZM111 241H113L112 238L110 239V242H109V241H108V242L111 244ZM173 241H174V240H173ZM175 241L177 242L178 240H175ZM216 241H217V240H216ZM241 241H242V242H241ZM1 242H0V243H1ZM14 242H15V243H14ZM64 242H65V240H64ZM66 242H68L67 239H66ZM69 242H68V243H69ZM86 242H87V241H86ZM89 242H88V243H89ZM91 242H90L89 246L95 244L94 242H93L94 244L91 243ZM108 242H107V243H108ZM164 242H165V241H164ZM167 242H169V244H170V241H167ZM167 242L164 243V244H163V243L161 244L160 242H159V243H156V244H161V245L163 246V245L168 244ZM176 242H175V245L173 244L174 246L172 245V247H175V246H177L178 244H181V242L178 243V244H177ZM214 242H215V241H214ZM218 242H219V241H218ZM238 242H236V243H238ZM38 243H39V244H38ZM62 243H63V242H62ZM82 243H83V242H82ZM109 243H108V244H109ZM114 243H118V242H114V241H113L112 244H114ZM126 243H125V244H126ZM171 243H172V242H171ZM173 243H174V242H173ZM191 243H193V242H191ZM194 243H195V242H194ZM197 243H198V242H197ZM215 243H216V242H215ZM215 243H214V244H215ZM224 243H225V242H224ZM13 244H17L18 246L20 245V246H22V247H20V246L18 247L17 245H16V246H17V247H16V246L13 245ZM22 244H23V245H22ZM34 244H32V245H34ZM63 244H64V243H63ZM65 244H66V243H65ZM65 244L62 245V246L64 247ZM83 244H84V243H83ZM99 244H100V245H99ZM110 244L107 245V244L105 243V244H102V245H105V246H106V245H107V246H113V247L117 248V246H115L116 244H114V245H110ZM125 244H124V245H125ZM3 245L5 246V244H3ZM3 245H2V246H3ZM36 245H35V246H36ZM41 245H42V246H41ZM46 245H49V246L52 247V248L50 249V247L48 246L50 250H49L48 247H47V248H45L44 251H42L43 248L46 247ZM58 245L60 246V244H58ZM66 245H67V244H66ZM85 245H87V244H85ZM85 245H84V248H85ZM124 245H123V246H124ZM152 245H153V246H152ZM181 245H182V244H181ZM211 245H212V244H211ZM235 245H236V244H235ZM0 246H1V244H0ZM23 246H24L25 250L27 251V253H26V251H25L24 249H23V251H25V252H23V251L21 250V248H23ZM30 246H31V245H30ZM67 246H68V245H67ZM119 246L122 247V244H121V243H120V244L118 243V248H117V249H119V250H123V249H125V248L120 249ZM132 246H133V247H132ZM134 246H135V247H134ZM155 246H156V245H155ZM155 246H154V247H155ZM169 246H170V245H169ZM222 246H223V245H222ZM222 246H221V247H222ZM65 247H66V246H65ZM68 247H69V246H68ZM90 247H91V246H90ZM113 247H112V248H113ZM126 247H128V246H126ZM150 247H147V248L145 247V248L148 249V248H150ZM177 247H178V246H177ZM177 247H175V248L178 249ZM195 247H196V246H195ZM223 247H224V246H223ZM232 247H234V246H232ZM235 247L238 248L237 246H235ZM13 248H14V249H13ZM29 248H30V247H29ZM57 248H59V247L57 246ZM57 248H56V249H57ZM60 248H61V247H60ZM82 248H83V246H81V249H82ZM87 248H88V246L86 247V249H87ZM101 248H102V246H101ZM101 248L98 249V250H100V252H101V253L99 252V253L101 254V257H104L105 255L102 256V252L105 250V252H103V254H105V253L107 252L106 249L108 250V249H110V247H109V248L106 247L104 250H103L104 247H103L102 249H101ZM134 248H135V249H134ZM158 248H159V246H158ZM163 248H164V252L167 251V250H169L168 245H167V247H166V246H163ZM167 248H168V249H167ZM179 248H180V245H179ZM15 249H16V251H15ZM17 249H18V252H17ZM41 249H42V250H41ZM46 249H48L49 251L46 250ZM78 249H79V248H78ZM86 249H85V251H86ZM156 249H157V248H156ZM159 249L161 250V246H160ZM183 249H184V248H183ZM185 249H186V248H185ZM240 249H241V248H240ZM9 250H11V251H9ZM13 250L17 253V254L15 253V254H16L18 257H21L20 260H19V259H16L17 256L12 252ZM58 250H59V252H60V249H58ZM62 250H64V251H63L64 254H63V252H60V253H62V256H63V257H64V255H66V254H67V255L70 254V253L68 254V252H69V248H67V249L65 248V249H62ZM62 250H61V251H62ZM65 250H68V252H67L66 254H65ZM82 250H83V249H82ZM93 250H94V249H92V251H89V253H90V252H93V253H94V256H96L97 254H95L96 252H94V251H98V250H97V248H96L94 251H93ZM114 250H115V253H116L117 255H115V254L113 253L112 250H109L110 253L112 252V253L114 254V258H115V259H114V258L112 257L113 254L109 255V257L111 256V258L106 259L107 261L109 260V261H108L109 264H113V263H114V262L110 263V259H111L112 261L115 260V263H114V264H117V262L120 261L119 259H121L122 257H123V258H126V255H125V257H124V256L121 257V255H118V250H116V249H114ZM127 250H128V249H127ZM127 250H126V251H127ZM144 250H145V249H144ZM148 250H149V251H146V250H145V251H146L145 254L149 253V256L147 257V259L151 256V255H150V251H155V250H151V248L148 249ZM162 250H163V249H162ZM171 250H173V248L170 249V251H171ZM234 250H235V249H234ZM20 251H22V252H20ZM46 251H48V252H46ZM54 251H55V250L53 249V254L55 255V253H56L57 251H55V252H54ZM74 251H73V253H74ZM78 251H79L80 255L83 254V253H82L83 251L80 252V249H79ZM78 251H77V252H78ZM116 251H117V252H116ZM129 251H130V250H129ZM138 251L136 250L135 252L138 253ZM157 251H158V250H157ZM170 251H169V255H170V253H175V252L177 253V250H175V249L173 250L174 252H173V251L170 252ZM178 251H179V250H178ZM180 251H181V253H179V254H182L183 251H184L183 253H185V250H183V251L180 250ZM180 251H179V252H180ZM187 251H188V250H187ZM187 251H186V252H187ZM236 251H237V249H236ZM262 251H263V250H262ZM3 252H4V253H3ZM43 252H46V253H43ZM77 252L75 253V255L78 254ZM122 252H123V251H122ZM160 252H162V251H160ZM188 252H189V251H188ZM188 252H187V253H188ZM230 252H233V250H231ZM7 253H11V254L8 255ZM18 253H19L20 256L18 255ZM20 253H21V254H20ZM23 253H26V254L31 253V255L28 254V256L30 255V257L32 256V257H33L34 259H36V260L32 263V261H33L34 259L32 260V257H31L30 259H26L28 256H26V255L24 254V256H26V257H25V259H23V260L21 261V259L24 258V256L22 257ZM41 253H42V254H41ZM48 253H49V254H48ZM51 253H52V252H51ZM57 253H58V252H57ZM93 253L88 254V251L86 252L87 256L92 255ZM97 253H98V252H97ZM124 253L126 254V252H124ZM137 253H132V252H131V254L128 253V254H130V256L128 255L129 258H130V262H131L132 258H134V257H133V254H137ZM151 253H153V252H151ZM155 253H156V252H155ZM155 253H153V254H155ZM194 253H195V252H194ZM247 253H248V252H247ZM255 253H256V252H255ZM258 253H259V257H258V258H260V259H258V263H259V260H260V263H261V262L264 260V259H263V258H264V257H263L264 251L262 252V253H263V254L261 255L262 257L260 256V252H258ZM35 254H34V255H35ZM44 254H47V255H45L46 258L43 256ZM71 254H72V252H71ZM71 254H70V255H71ZM100 254H99V256H97L98 258H100ZM108 254H109V253H108ZM108 254H106V255H108ZM119 254H120V253H119ZM138 254H139V253H138ZM145 254H144V256H143L144 258H146V256H147V255L145 256ZM157 254H158V252H157ZM157 254H156V255H157ZM159 254H161V253H159ZM163 254H164V253H162V255H159V256H160V257H161V256H164V258H165V255H163ZM165 254H166V253H165ZM167 254H168V253H167ZM179 254H178V253L176 254V256H175L176 258H175V259H177V255H179ZM185 254H186V253H185ZM188 254H189V253H188ZM5 255H6V256H5ZM10 255H12V257H9ZM13 255H14V256H13ZM67 255H66L65 257H69V256H67ZM72 255H74V254H72ZM75 255H74V256H75ZM80 255H78V256H80ZM131 255H132V257H131ZM193 255H194V254H193ZM195 255H196V254H195ZM251 255H253V254H250V256H251ZM255 255H257V254H254L253 256H255ZM15 256H16V257H15ZM47 256H48V257H47ZM59 256L62 257L60 254H59ZM83 256H85V253H84ZM87 256H85L84 261H85V260H86V261H89V260L86 258ZM115 256H116V257H115ZM128 256H127V258H128ZM137 256H138L139 258H143V257H141L140 255H137ZM170 256H171V255H170ZM185 256L187 257V254H186ZM185 256L178 257V258H180V259L182 258L183 261H182V260H181V261H182L183 263H182L180 260H179L178 262L184 264V263L188 260V259L185 260V258H186ZM241 256H242V255H240V257H241ZM250 256H249V257H250ZM257 256H258V255H257ZM18 257H17V258H18ZM52 257H51V258H52ZM57 257H58V255L56 254V259H57ZM60 257H58V258L61 259ZM63 257H62V259L64 260ZM76 257H77V256H76ZM80 257H81V256H80ZM92 257H93V255H92ZM106 257H108V256H105L104 258H106ZM119 257H121V258H119ZM152 257H153V255H152ZM184 257H185V258H184ZM191 257H192V256H191ZM191 257H190V258H191ZM194 257H195V256H194ZM237 257H238V256H237ZM240 257H238V258L241 260ZM244 257H246V256H243V258H244ZM247 257H248V255H247ZM247 257H246V259H248ZM28 258H29V257H28ZM44 258H45V259H44ZM70 258H72V259L74 260L73 256H72V257L70 256ZM88 258L90 259L91 256L88 257ZM112 258H113L114 260H113ZM123 258H122V259H123ZM127 258H126V259H127ZM129 258H128V259H129ZM139 258H138V259H139ZM150 258H151V257H150ZM157 258H158L157 261L160 262L161 260H159L158 255L156 256V259H157ZM168 258H169V257H168ZM187 258H188V257H187ZM190 258H189V259H190ZM192 258H193V257H192ZM235 258H236V257H235ZM235 258H234V260H235ZM243 258H242V259H243ZM250 258H252V256H251ZM261 258H262V260H261ZM11 259H12V260H11ZM53 259H55V258H52L50 261H52ZM56 259H55V260H56ZM62 259H61V260H62ZM67 259H68V258H67ZM92 259H93V258H91V260H92ZM96 259H97V258H96ZM116 259H118V261H116ZM122 259H121V261H122ZM126 259H125V260H126ZM138 259H137V261H138ZM153 259L155 260V258H153ZM153 259H152V260H153ZM160 259H161V258H160ZM162 259H163V258H162ZM193 259H194V258H193ZM239 259H238V261H235V264H236V262H237V263L239 262V263L241 264V262L239 261ZM246 259H245V260H246ZM253 259H254L255 263H257L256 260H255L256 257L253 258ZM15 260H16V261H15ZM28 260H29V262H28ZM55 260H54V261H55ZM75 260H76V261H77V260H78V261H79V260L83 261V257L80 258V259H79V257H78L77 259L75 258ZM123 260H124V259H123ZM133 260L135 261V262L133 261L134 264H135V263H136V259L134 258ZM141 260H143V259H140V261H138L136 264H138V263L141 264L142 262L147 263V261H148L149 259H148L147 261H141ZM144 260H146V259H144ZM152 260L150 259L151 263H154V261H152ZM177 260H178V259H177ZM177 260H176V261H177ZM231 260H233V259L231 258ZM231 260H230V261H231ZM234 260L232 261L233 264H234ZM248 260H249V259H248ZM248 260H246L245 262H247ZM9 261H11V262H9ZM14 261H15V262H14ZM17 261H18V262H17ZM19 261H20V263H19ZM69 261H70V260H69ZM76 261H71V262H72L73 264H76V263H74V262H76ZM78 261H77V262H78ZM126 261L128 262V260H126ZM126 261H124L125 264H126ZM157 261H156V262H157ZM163 261L166 262L165 259H164ZM174 261H175V260H173V264H175V262H176V261H175V262H174ZM188 261H189V260H188ZM194 261H195V259L193 260V262H194ZM226 261H227V260H226V258H225V261H223L224 263H223L222 261H221V263H222V264H230V263H232V262H230V261H229V262H226ZM243 261H244V260H243ZM243 261H242V263H243ZM249 261H250V260H249ZM52 262H53V261H52ZM52 262L49 263V264H52ZM58 262H59V260H58ZM64 262H65V261H64ZM67 262H68V261H67ZM79 262H80V261H79ZM89 262H90V261H89ZM98 262H99V263H98ZM98 262H97L98 264H100V262L103 263V262H104V259H103V261H98ZM124 262L122 261V263H124ZM164 262H163V264H164ZM178 262H176V263H178ZM216 262H218V261L216 260ZM219 262H220V261H219ZM250 262H251V261H250ZM263 262H264V261H263ZM263 262H262V264H263ZM24 263H22V264H24ZM45 263H46V262H45ZM48 263H46V264H48ZM59 263H60V262H59ZM97 263H95V264H97ZM105 263H106V262H105ZM105 263H104V264H105ZM119 263L121 264V262H119ZM119 263H118V264H119ZM151 263H150V264H151ZM186 263H187V262H186ZM186 263H185V264H186ZM212 263H213V261L210 262V264H212ZM239 263H238V264H239ZM258 263H257V264H258ZM54 264H57V260L55 261ZM64 264H66V263H64ZM68 264H70V263H68ZM79 264H81V262H80ZM89 264H91V263H89ZM92 264H93V263H92ZM128 264H129V263H128ZM142 264H144V263H142ZM147 264H149V263H147ZM157 264H158V263H157ZM160 264H162V262H161ZM170 264H171V263H170ZM189 264H191V263H189ZM205 264H206V263H205ZM207 264H209V262H207ZM214 264H217V263L214 262ZM218 264H219V263H218ZM244 264H245V263H244ZM253 264H254V263H253Z\"/></svg>",
    "mask_w": 264,
    "mask_h": 264
}]
</instances>
